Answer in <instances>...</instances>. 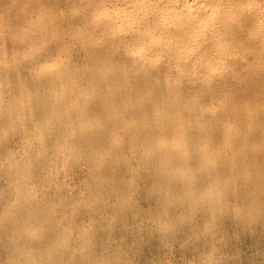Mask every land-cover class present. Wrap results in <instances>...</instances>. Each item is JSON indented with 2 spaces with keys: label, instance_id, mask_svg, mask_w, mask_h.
Listing matches in <instances>:
<instances>
[{
  "label": "bare ground",
  "instance_id": "1",
  "mask_svg": "<svg viewBox=\"0 0 264 264\" xmlns=\"http://www.w3.org/2000/svg\"><path fill=\"white\" fill-rule=\"evenodd\" d=\"M55 1V0H54ZM100 2H101V4L99 5V7L93 12V14H92V18L95 20H102V22L104 23V21L106 22L104 25H103V29H101V30H98V35L99 36H105V35H107V34H110V35H114V34H126L127 35V40H126V42L128 43V44H130V46L128 47H126L125 49H124V55H125V53H126V55H128V58L129 57H133V58H136V59H141L140 61H142V63H146V62H151V61H154V60H158V59H163L164 57H171L173 60H172V66H165V68H167L168 70L172 67V68H174L175 69V72H174V74H173V76H172V79L171 80H169L168 78H166L167 76H169L170 74H169V72L167 71L166 72V77L163 79L162 78V76L161 75H158V76H161V78H162V80L161 81H157V82H153L154 81V79L155 78H153V83L155 84V83H157V86L156 87H163V86H165V88H166V85L167 84H174V85H177V86H179L180 85V82H179V77H182V75L180 76V74H181V70H180V67H181V65H182V63L184 64V66L185 65H187L188 64V62H187V60H183L182 59V57L184 56V55H190L191 56V61L193 62V63H199L200 64V67H201V69L203 70V71H205V78H207L208 79V82H206V83H204V84H202V86L201 85H199L198 84V88H196L195 89V91H194V94L192 93V95L193 96H191L190 94H189V96H187L188 95V93H187V95L184 97L185 98V100H186V98H187V100H186V102L183 104V103H180V97L178 96V95H180V94H177L178 92H177V89H176V92H175V90H174V92H175V95H172L171 96V94H173V92L169 95V93L168 92H165V93H168V94H166L167 95V98H162L161 96H158V93H163V91H161V92H157V90L155 91L154 90V84H153V87H150V86H152V84L150 85V83H144L145 81H143V83L141 82V77L139 78L140 80H139V83H135V81H136V79L138 78V76H136L137 78H133L132 77V79H134V81L132 82V80H131V82H129V81H127L126 80V76H128L129 75V73H132L134 76H135V74L136 75H139L138 73H139V71L137 72H135V71H133V72H127L126 71V69L127 68H125V67H127L128 65V68L130 67V64H128L127 62H126V64H128L127 66L125 65V62H120V61H122L123 59L125 60V56H124V58L123 59H121L120 61H117V59H119V58H117V55L115 54V56H114V53H112V51L111 50H105L104 51V53L106 54V55H108V56H110L111 58L110 59H104V61L102 62H99V60H98V62L96 63V61H95V63L93 64V62H92V60H93V58H94V56H93V58H92V60H91V62H89L88 63V60L87 59H84L83 57V59L84 60H86L87 61V63L88 64H93V66L95 67V72L97 73V75L99 76H101L102 75V77L104 76V75H107V76H109L110 77V81H107L106 82V85H107V89H105V87H104V85H102L101 83H100V86L102 85V87H104V89H105V91H103L102 89H99L100 91H101V95H100V97H102V96H104V98H101V99H103V103H105L107 106H105V104H103V105H101L102 107H104V108H102L103 110H102V112H101V115H102V118H100V120L98 121V122H96L95 124H94V122L93 121H91L90 120V122L88 121V119H89V117H88V119H86V120H84L82 117H80V118H78V120H77V125H76V128L77 129H74V128H71V132H74V131H76L78 134L80 133V132H82V133H88V134H90L89 132H91L93 129V127L94 126H96L95 128H97L98 129V127H99V131L96 129L95 131H96V135L93 133V132H91V133H93V135H95V136H98L99 138H101V142H103V144H105L106 146L104 147L103 145V147H104V149H101V150H99L98 149V147L96 146V145H101V144H99L98 142H96V145H94L93 144V142H94V139H91V140H93V141H91V142H89L90 144L92 143L93 145H91L90 146V148H89V154L90 155H87L86 153L84 154L85 156L87 155V156H91V158H92V161H93V163H94V165L96 166L95 168H97L98 167V169H99V171L101 172V170L106 166V165H108L107 163H106V161L108 160V159H106V157H107V155H109V154H112V153H114V156H116L115 154H120V158H118L117 156H116V159H117V162H118V159L120 160V162L123 164V165H127V163H128V156H126V155H124V154H121L122 152H124V151H126V149H128L129 150V152H130V154H131V152H132V150L133 149H135L136 147H139V146H141V150H140V153H139V151H138V154H140V156H141V160H142V164H145V165H147V167L145 166V165H142V167L143 166H145L146 167V171H147V169H151V171H152V173H154L156 176H158L159 178H161L162 180L163 179H170L171 180V182L172 181H174V183L175 182H177L176 183V185L178 184V182L179 181H182V182H184V184L182 185L183 186V188L185 189V190H183L182 191V196L181 197H183V198H185V199H187V201H188V203H190V204H192V206L193 205H196V204H198L200 201H201V199H203V198H207V197H210V198H212V206H214V207H216V208H218L219 209V211L220 212H224L223 214H225V211L227 210V201L225 202V195H226V192H228V191H231V193H232V191H234V188H235V186H236V183H235V180L236 179H239V178H254V183H258L257 185L255 184V186L253 187V188H251V192L250 193H252L254 190L253 189H255V193L253 194V195H263L264 196V182H262V181H264L263 179H264V172L262 173V171L260 172V169H259V171H257L256 170V168L258 167L257 166V159L258 160H260V159H262L263 161H264V0H99ZM43 2V1H42ZM40 3V4H38L37 5V12H35L36 13V15H37V17H36V19H35V23H34V25H33V38H34V41H33V43L31 44V46H30V48H29V51L30 52H39L42 48H46L49 44H51V43H53V42H55V44H53L54 45V48L55 49H57L54 53H53V55H52V57L49 59V60H47L45 63H43V64H40L39 65V69H43L42 71H44V70H47V72H48V70H51V72H53L54 74H59V73H61L62 74V76H64V78H68L67 80V83L65 82V81H63L62 82V84H61V89H62V95L65 93V92H68L69 94L70 93H78L79 91H78V86H80V84H78L77 83V85H76V83L74 82V80L72 79V78H70V71L67 69V59L65 60L62 56H61V53H62V50H61V48L64 46V44H65V42H68V40H69V38L70 37H73V36H75L76 35V33H77V31L79 32V30H77V31H75V29H73V28H71L69 25H66L61 19L63 18V14L61 15V14H56L55 13V11H53V10H51L50 8H49V3L50 2H48L47 0H46V2H47V4L46 3ZM70 3V2H69ZM43 4H45V5H43ZM93 5V4H92ZM52 6V5H51ZM31 8V7H30ZM73 9V8H72ZM75 9V8H74ZM71 10V9H70ZM16 11V10H15ZM74 11V10H73ZM23 12V11H22ZM60 12V11H59ZM91 12V11H90ZM15 14V13H14ZM28 14V13H27ZM76 14V13H75ZM82 14H83V12H82ZM31 15V14H30ZM27 16H29V15H27ZM89 16V15H88ZM13 17V16H12ZM31 17V16H30ZM11 18V17H10ZM83 18V17H82ZM89 18H90V16H89ZM4 19V18H3ZM2 19V20H3ZM15 19V18H14ZM84 19V18H83ZM17 20V19H16ZM66 20V19H65ZM81 20V19H80ZM5 21V20H4ZM8 21V20H7ZM84 21H85V19H84ZM88 21V20H87ZM91 21V20H90ZM14 22H15V20H14ZM92 23H93V20L91 21ZM1 23V22H0ZM10 23H12V22H10ZM19 23V22H18ZM85 23V22H84ZM92 23H91V27H92ZM3 24H4V22H3ZM30 24V23H29ZM15 27V26H14ZM28 27V26H27ZM11 29V28H10ZM94 29V28H93ZM5 30V29H4ZM7 30H9V28H7ZM13 30V29H12ZM3 31V30H2ZM12 32V31H11ZM89 32V31H88ZM9 33V32H8ZM28 35V34H27ZM26 35V36H27ZM30 35V34H29ZM15 36V35H14ZM243 36H245V38H242ZM10 37V36H9ZM84 37V36H83ZM7 39V38H6ZM20 39V38H19ZM12 40V39H11ZM86 40V39H85ZM89 40V41H88ZM15 41V40H14ZM108 41V40H107ZM23 42V41H22ZM81 42V41H80ZM87 42L89 43L90 42V38L89 39H87ZM7 43V42H6ZM38 43H42L41 44V46H39V47H36L35 45H37ZM92 43H94V42H92ZM11 44V43H10ZM87 44V43H86ZM116 44V43H115ZM114 44V45H115ZM161 44H164L165 46L164 47H162V45ZM2 45V44H1ZM88 45V44H87ZM111 45V44H110ZM8 45L6 44V47H7ZM10 46V45H9ZM83 46V45H82ZM90 46V45H89ZM96 46V45H95ZM28 47H29V45H28ZM99 47V46H98ZM2 48V47H1ZM8 48V47H7ZM10 48V47H9ZM89 48H93V47H89ZM96 48H97V46H96ZM3 49H4V47H3ZM232 49H235V50H240L239 51V53L241 54V55H239V56H237V53H236V51H232ZM10 50V49H9ZM11 50H12V47H11ZM26 50V49H25ZM152 50V52L148 55V56H146L145 54H147L149 51H151ZM16 51V50H15ZM82 51V50H81ZM92 51V50H91ZM91 51H89V53L91 54ZM96 51V50H95ZM121 51V50H120ZM7 52H8V54L10 53L8 50H7ZM30 52H29V54H30ZM65 52V51H64ZM69 52V51H68ZM77 52V51H76ZM114 52H115V49H114ZM12 53V52H11ZM79 53V52H78ZM78 53H77V55H78ZM87 53V52H86ZM93 53V52H92ZM118 53V52H117ZM123 53V52H122ZM25 54V53H24ZM7 55V54H6ZM22 55V54H21ZM36 55H37V53H36ZM88 55V54H87ZM86 55V56H87ZM92 55H94V53L93 54H91V56ZM104 55V54H103ZM64 56V55H63ZM73 56V55H72ZM71 56V57H72ZM3 57H5V56H3ZM9 57V56H8ZM76 56H74L73 58H75ZM121 57V56H120ZM1 58V57H0ZM11 58H12V56H11ZM20 58H22L21 56H20ZM28 58V57H27ZM30 58V57H29ZM68 58V57H67ZM82 58H80V59H82ZM86 58H88V57H86ZM117 58V59H116ZM13 59V58H12ZM15 59V58H14ZM38 59V58H37ZM100 59V58H99ZM127 59V58H126ZM23 60V59H22ZM78 60H79V58H78ZM77 59H76V61H78ZM84 60H82V61H84ZM10 61V60H9ZM8 61V63H10ZM24 61V60H23ZM29 61V60H28ZM34 61H35V59H34ZM38 61V60H37ZM36 61V62H37ZM70 61V60H69ZM80 61V60H79ZM128 61V60H127ZM129 61H131L130 59H129ZM4 62H6L5 60H3L2 61V64H5ZM18 62V61H17ZM30 62V61H29ZM28 62V64H30V66H32L31 64L32 63H29ZM72 62V61H71ZM81 62V61H80ZM138 62H139V60H138ZM239 62V64H240V66L237 68V69H234L235 71H238L239 72V76H237V78H233V79H231V75H232V73H233V68H231V66H232V64H234V63H238ZM38 64V63H37ZM86 64V63H85ZM85 64H84V66H85ZM131 64H132V66H133V64H134V62L132 63V61H131ZM23 65H25V62H24V64ZM78 65H80L81 66V63L80 64H78ZM83 65V64H82ZM140 65V64H139ZM149 65V64H148ZM162 65V64H161ZM20 66V65H19ZM28 66V65H27ZM34 66V65H33ZM71 66V65H70ZM164 66V65H163ZM12 67V66H11ZM86 67V66H85ZM84 67V68H85ZM92 67V66H91ZM143 67V66H142ZM19 68V67H18ZM29 68V67H28ZM28 68H27V72H28ZM89 68V67H88ZM131 68V67H130ZM133 69H134V67H132ZM21 69V68H20ZM26 69V68H25ZM24 69V70H25ZM74 69V68H73ZM77 69H78V67H77ZM90 69V68H89ZM136 69H137V67H136ZM135 69V70H136ZM151 69V68H150ZM156 69V68H155ZM17 70V69H16ZM81 70V69H80ZM85 70V69H84ZM87 70V69H86ZM85 70V71H86ZM138 70H139V68H138ZM147 70H148V67H147ZM146 70V71H147ZM152 70V69H151ZM151 70H149V71H151ZM1 71V70H0ZM26 71V70H25ZM24 71V72H25ZM33 71H35V70H33ZM38 71V70H37ZM93 71V70H92ZM129 71V70H128ZM141 71V70H140ZM146 71H144V68H142V71L141 72H144V76H145V73H146ZM149 71H148V73H147V75H149L150 73H149ZM153 71H156L157 72V70H153ZM9 72V71H8ZM12 72V71H11ZM11 72H9V75H10V73ZM74 72V71H73ZM72 72V73H73ZM76 72V71H75ZM82 72V71H81ZM88 72V70L86 71V73ZM135 72V73H134ZM156 72H154L155 74H156ZM30 73V72H29ZM37 73V72H36ZM36 73H35V75H36ZM43 73V72H42ZM85 73V74H86ZM90 73V72H89ZM96 73L94 74V75H96ZM159 73H160V71H159ZM4 74H5V72H4ZM25 74V73H24ZM27 74V73H26ZM25 74V75H26ZM33 74H34V72H33ZM46 74V73H45ZM88 74V73H87ZM141 74V73H140ZM152 74V73H151ZM164 74V73H163ZM162 74V75H163ZM172 74V73H171ZM21 75H23V74H21ZM31 75H32V73H31ZM43 75H44V73H43ZM47 75V74H46ZM73 75V74H72ZM93 75V77L95 78V76ZM133 75H131L130 74V76H133ZM146 75V76H147ZM24 76V75H23ZM28 76V74L25 76V78H28L27 77ZM45 76V75H44ZM58 76V75H57ZM78 76V75H77ZM88 76H89V74H88ZM130 76H128L127 78H129ZM184 76V75H183ZM200 76V75H199ZM31 77V80H32V76H30ZM35 77V76H34ZM36 77H38V76H36ZM41 77H43V76H41ZM79 77V76H78ZM84 77H86V76H84ZM90 77H91V75H90ZM108 77V78H109ZM149 77V76H148ZM150 77H151V75H150ZM150 77L148 78V79H150ZM152 77H155V75H153L152 74ZM146 78V77H145ZM160 78V77H159ZM158 78V79H159ZM171 78V77H170ZM47 79H48V77H47ZM77 80H78V78H76ZM99 78H97V79H95V80H98ZM147 79V81H149ZM157 79V78H156ZM180 79H182V78H180ZM6 80V79H5ZM27 80H29V78L27 79ZM26 80V81H27ZM42 80V79H41ZM52 80V79H51ZM60 79H58V81H59ZM102 80V79H101ZM144 80V79H143ZM150 80H152V79H150ZM30 81V80H29ZM50 81V80H49ZM79 81H80V79H79ZM93 81V80H92ZM99 81H100V79H99ZM103 81H105V79L103 78ZM156 81V80H155ZM199 81V80H198ZM6 82V81H5ZM13 82V81H12ZM11 82V83H12ZM28 82V81H27ZM89 82V81H88ZM97 83H98V81H96ZM102 82V81H101ZM136 82H138V80L136 81ZM159 82V83H158ZM195 83H196V81H194ZM201 82V81H200ZM50 83V82H49ZM52 83H53V81H52ZM80 83H82V82H80ZM85 83V82H84ZM91 83V82H90ZM97 83H95L94 82V84H97ZM105 83V82H104ZM142 83V84H141ZM47 84V83H46ZM46 84H45V86H46ZM57 84H59V83H57ZM143 84H148L147 86L146 85H143ZM179 84V85H178ZM197 84V83H196ZM40 85H41V83H40ZM49 85V84H48ZM86 85V84H85ZM89 85V84H88ZM99 85V84H98ZM170 85V86H171ZM195 85V84H194ZM6 86V85H5ZM14 86V85H13ZM44 86V85H43ZM45 86H44V88H45ZM87 86V85H86ZM85 86V87H86ZM90 86V85H89ZM97 86V85H96ZM176 86V87H177ZM16 87V86H15ZM22 87H23V85H22ZM30 87H32V86H30ZM37 87V86H36ZM47 87V86H46ZM49 87H50V85H49ZM59 86H57V88H58ZM192 87H193V85H192ZM33 88H35V87H33ZM89 89L91 88V87H88ZM87 88V89H88ZM94 88V87H93ZM101 88V87H100ZM175 88V87H174ZM178 88V87H177ZM180 88V87H179ZM36 89V88H35ZM42 89V88H41ZM162 89H164V88H162ZM161 89V90H162ZM169 89H170V87H169ZM173 89V88H172ZM172 89H171V91H172ZM183 87L182 88H180L179 90H181L182 92H183ZM193 89V88H192ZM192 89H191V92H192ZM204 89H206L205 91H204ZM212 91V93H213V96H215L216 98H217V100H216V104L215 105H213V106H211L210 107V109L211 108H214L215 106H220V107H222L221 108V112H222V110L224 111V113H225V115H226V121L225 122H223L221 125H220V127H219V129H221V131L220 130H218V131H216V129H218L217 127H215L213 124H215L216 125V122L218 121V119H217V116H215V120H217V121H215V122H213L212 124L211 123H209V121H210V119L208 118V120L206 121V118H205V122H208V123H205L203 120H202V118L200 117L201 115H202V113H203V111L204 110H206L205 108H198V105H197V101H196V98L198 97V95H202V93L203 92H207V90H208V92L210 91V90ZM59 90V89H58ZM81 90V89H80ZM96 90V89H95ZM159 90H160V88H159ZM158 90V91H159ZM35 91V90H34ZM43 91V90H42ZM76 91V92H75ZM99 91V92H100ZM164 91H166V89L164 90ZM170 91V90H169ZM185 91V90H184ZM6 92V91H5ZM37 92V91H36ZM52 92V91H51ZM97 93H98V91H96ZM96 92H94V93H96ZM154 92H156V94L154 93ZM3 94H4V91L2 92ZM31 93H32V91H31ZM35 92H33L32 94H34ZM38 93V92H37ZM47 93V92H46ZM93 92H92V88H91V91H89L88 92V96L90 95H92V94H94ZM0 94H1V92H0ZM49 94V93H48ZM204 94V93H203ZM206 94H208V95H210L209 93H206ZM205 94V95H206ZM7 95V94H6ZM38 95H40V94H38ZM60 95V94H59ZM160 95V94H159ZM162 95V94H161ZM165 95V96H166ZM183 95V94H182ZM184 95H185V93H184ZM183 95V96H184ZM1 96V95H0ZM34 96V95H33ZM43 96H44V94H43ZM73 96V95H72ZM79 96V95H78ZM88 97L89 99L90 98H92V99H94V97H96V96H94V97ZM93 96V95H92ZM98 96V95H97ZM162 96H164V95H162ZM169 96V97H168ZM171 96V97H170ZM182 96V97H183ZM191 96V97H190ZM35 97V96H34ZM86 97V95H81L79 98H77L78 99V101H79V99L80 100H84V98ZM190 97V98H189ZM202 97V96H201ZM200 97V98H201ZM207 97V96H206ZM26 98V97H25ZM30 98V97H29ZM32 98V97H31ZM65 98V97H64ZM184 98H183V100H184ZM203 98V97H202ZM213 98V97H212ZM6 99V98H5ZM32 99H34V98H32ZM44 99V98H43ZM47 99V98H46ZM68 99V98H67ZM97 99H98V97H97ZM182 99V98H181ZM2 100V99H1ZM37 100V99H36ZM39 100H41V98L39 99ZM38 100V101H39ZM54 100V99H53ZM85 100H86V98H85ZM94 100H96V99H94ZM42 101V100H41ZM40 101V102H41ZM55 101V100H54ZM93 101V100H92ZM92 101H90V106H89V108L92 106L91 104H93L92 103ZM199 101V100H198ZM214 101V100H213ZM18 102V101H17ZM29 102V101H28ZM50 102V101H49ZM53 102V101H52ZM63 102V101H62ZM68 102V101H67ZM77 102V101H76ZM82 101H80V103H81ZM33 103H34V101H33ZM69 103V102H68ZM95 103V102H94ZM210 103V102H209ZM70 104V103H69ZM77 104V103H76ZM97 104H99V103H97ZM102 104V103H101ZM44 105H46V104H44ZM64 105V104H63ZM179 105H182L181 106V109H182V107H184L183 105H185V107L187 108H191L190 109V111L192 112V113H194L195 114V117H193V118H190L189 116L191 115V113H190V115H189V113H188V117L189 118H183L184 117V115L183 114H181V115H183V117L181 118L180 117V115H178L177 113H176V111H177V109H178V107H179ZM211 105V104H210ZM34 106H36V103L34 104ZM39 106V108H40V105L39 104H37V107ZM52 106V110L53 111H55L56 110V103H54L53 105H51ZM59 106V105H58ZM95 106V105H94ZM168 106H169V108H170V110L168 109ZM197 106V107H196ZM204 106V105H203ZM13 107H14V104H13ZM16 107H19L18 105L16 106ZM43 107H45V106H43ZM148 107V108H147ZM150 107V108H149ZM184 107V108H185ZM49 108V107H48ZM51 108V107H50ZM88 108V107H87ZM93 108V107H92ZM149 110H151L152 112V114H150V116H149V114L148 113H150V111H148L147 109ZM197 108V109H196ZM208 108H209V106H207V110H208ZM216 109H218L217 107H215ZM2 109V108H1ZM11 109V108H10ZM41 109V111H42V109L43 108H40ZM45 109V108H44ZM96 109V108H95ZM94 109V110H95ZM99 108H97V110H98ZM5 110H6V108H5ZM17 110V109H16ZM15 110V111H16ZM30 110V109H29ZM34 110H36V107H35V109ZM63 110H64V108H63ZM72 110H74V108L72 109ZM86 110V109H85ZM90 111H91V109H89ZM146 110H147V112H146ZM206 110V111H207ZM219 110V109H218ZM217 110V111H218ZM28 111V110H27ZM41 111H39V113H41ZM89 111V112H90ZM212 111V110H211ZM210 111V112H211ZM214 111V110H213ZM216 111V110H215ZM220 111V110H219ZM13 112H14V110H13ZM66 113L68 112V110H67V108H66V111H65ZM186 112H188L187 110H186ZM209 112V110H208V112H207V115H208V113H210ZM4 113V112H3ZM9 113V112H8ZM19 113V112H18ZM22 113V112H21ZM36 113V112H35ZM37 113H38V108H37ZM44 113V112H43ZM43 113H42V115H43ZM74 113V112H73ZM95 113V112H94ZM99 113H100V111H99ZM147 113V114H146ZM183 113H185L184 111H183ZM220 113V112H219ZM223 113V112H222ZM222 113L220 114V115H222ZM29 114V113H28ZM45 114V113H44ZM50 114V113H49ZM75 114V113H74ZM74 114H73V116H74ZM204 114V113H203ZM211 114H213V112L211 113ZM210 114V115H211ZM216 114H218V112L216 113ZM215 114V115H216ZM36 115H38V114H36ZM42 115H40L41 116V118H43L42 117ZM52 115V114H51ZM54 115V114H53ZM88 115V114H87ZM97 115H98V113H97ZM148 115V116H147ZM205 115V114H204ZM7 116V115H6ZM5 116V117H6ZM15 117H16V115H14ZM48 116V115H47ZM84 116V115H83ZM91 116V115H90ZM186 117H187V114L185 115ZM0 117H1V114H0ZM4 117V118H5ZM20 117V116H19ZM75 117V116H74ZM92 117V116H91ZM207 117H209V116H207ZM213 117H214V115H213ZM7 118V117H6ZM11 118V117H10ZM17 118V117H16ZM16 118H14V119H16ZM38 118H39V116H38ZM41 118H40V121L41 122H43L44 120H46V118L45 119H42L41 120ZM52 118H56V117H52ZM95 118H96V116H95ZM1 119V118H0ZM20 119V118H19ZM22 119V118H21ZM92 119V118H91ZM204 119V118H203ZM224 119V118H223ZM8 120V119H7ZM13 120V119H12ZM17 121H19L18 119H16ZM16 120H14L15 121V123H16ZM31 120V119H30ZM49 122H51L50 120V117H49ZM53 120V119H52ZM71 120V119H70ZM97 120V119H96ZM5 121V120H4ZM4 121H2L3 123H4ZM39 121V120H38ZM59 121V120H58ZM212 121H214V120H212ZM26 122H28V121H26ZM48 122V121H47ZM46 122V123H47ZM48 122V123H49ZM53 122V121H52ZM60 122V121H59ZM91 122H93V123H91ZM107 122V123H106ZM222 122V121H221ZM2 123V124H3ZM18 123V122H17ZM23 123V122H22ZM39 123V122H38ZM45 123V122H44ZM219 123V122H218ZM5 125H6V123H4ZM3 124V125H4ZM29 124V123H28ZM220 124V123H219ZM218 124V125H219ZM19 125H21L20 123H19ZM45 125H47V124H44L43 125V123H42V126L41 127H43L42 129L44 130V127H45ZM55 125H56V123H55ZM59 125V124H58ZM37 126H38V124H37ZM49 126V125H48ZM64 126H66V125H64ZM75 126V125H74ZM19 127V126H18ZM25 127H27V126H25ZM29 127V126H28ZM31 127V126H30ZM29 127V129H30V131H32L31 130V128ZM52 127H54V126H52ZM73 127V126H72ZM8 128V127H7ZM37 128V127H36ZM48 128V127H47ZM47 128H46V130H47ZM50 128V127H49ZM59 128V127H58ZM65 129V127H61L60 129ZM0 129H2V128H0ZM21 129H23L22 127H21ZM26 129V128H25ZM33 129V128H32ZM56 129V128H55ZM20 130V129H19ZM66 130H68V129H66ZM216 131V133L218 132L219 134H220V136H221V138H220V136H219V134H216L215 133V131ZM10 131H11V129H10ZM13 131V130H12ZM16 131V130H15ZM17 131H18V129H17ZM29 131V133H31ZM37 131H38V129H37ZM49 130H47V132H48ZM52 131V130H51ZM58 131H59V129H58ZM62 131H65V130H62ZM214 131V132H213ZM22 132H24V131H22ZM34 131H32V133H33ZM43 132H46L45 130L43 131ZM46 132V133H47ZM57 132V131H56ZM66 132V131H65ZM213 132V134H214V137H210V136H208V137H205V138H203V139H201V138H198L201 134H211ZM13 133V132H12ZM19 133H20V131H19ZM31 133V134H32ZM37 133H40L39 131L37 132ZM49 133V132H48ZM47 133V134H48ZM59 133V132H58ZM60 133H61V130H60ZM251 133H254L253 135H254V137L253 138H256L255 139V141L253 142V146H251V149L254 151L255 149H254V147H256V150H257V148H258V150H257V152H255L256 153V156H255V154L253 155V151H252V153L251 154H245V152H246V148H245V152L241 149V147H245V144H243L242 142H244V140H246V138H248V134H251ZM1 134H3V132H1ZM34 134L35 133H33V136H34ZM62 134V133H61ZM60 134V135H61ZM64 134V133H63ZM62 134V136L59 138V139H57V142H56V154H57V157H58V159H57V161H55L54 162V165H53V169H57V168H64V167H66V166H68L69 167V163H71V162H69V161H73V159L74 158H72L71 157V159L72 160H70V158H69V155L72 153V152H74V150H72V148H70L69 146H64L63 144L66 142V140H65V135H63ZM66 134V133H65ZM215 134H216V138L217 139H215ZM244 134V135H243ZM14 135V134H13ZM40 135V134H39ZM38 135V136H39ZM46 135V134H45ZM44 135V136H45ZM51 135H52V133H51ZM70 135V134H69ZM74 135H76V134H74ZM80 136H81V134H79ZM92 135V134H91ZM93 135H92V138H94L93 137ZM239 135H242V137L243 136H247L245 139L244 138H242L243 139V141L241 142L240 141V137L241 136H239ZM1 136V135H0ZM4 136V135H3ZM15 137H17V134H15L14 135ZM14 136H12V137H14ZM48 136V135H47ZM59 136V135H58ZM78 136V135H77ZM237 136H239V138H237ZM251 136V135H250ZM4 137H6V136H4ZM29 137V136H28ZM36 137H37V135H36ZM35 137V138H36ZM40 137V136H39ZM54 137V136H53ZM70 137V136H69ZM72 137V136H71ZM75 137V136H74ZM83 137V136H82ZM81 137V140H83V138ZM218 137L220 138V139H218ZM8 138V137H7ZM9 138H11L10 136H9ZM8 138V139H9ZM34 138V137H33ZM41 138H43V137H41ZM45 138H47L46 136H45ZM87 138V137H86ZM97 138V137H96ZM236 138L237 139H239V142H241L238 146H236L237 145V142H236ZM6 139V138H5ZM13 139V138H12ZM31 139V138H30ZM69 139H71V138H69ZM72 139H73V137H72ZM79 139V138H78ZM88 139V138H87ZM15 140V139H14ZM36 140V139H35ZM42 140V139H41ZM46 140V139H45ZM75 141H74V143L76 142V140H77V138L76 139H74ZM84 140H85V138H84ZM100 140V139H99ZM215 140H216V142H215ZM13 141V140H12ZM37 141V140H36ZM35 141V142H36ZM39 141H40V138H39ZM69 141V140H68ZM71 141V140H70ZM89 141V140H88ZM87 141V142H88ZM1 142V141H0ZM21 142V141H20ZM23 142H24V139H23ZM51 142V141H50ZM73 142V141H72ZM83 142V141H82ZM250 142H251V140H250ZM250 142H249V144H250ZM17 143V142H16ZM29 143V142H28ZM44 143H45V141H44ZM79 143H81V142H79ZM125 143H127V146H125ZM1 144V143H0ZM21 144V143H20ZM40 144V143H39ZM70 144H71V142H70ZM77 143H75V145H76ZM81 144H83V147H84V145H86V144H84V143H81ZM249 144H248V149L250 150V146H249ZM15 145V144H14ZM23 145V144H22ZM32 145H33V143H32ZM41 145V144H40ZM47 145V144H46ZM53 145H55V143L54 144H52V146ZM31 146V145H30ZM30 146H29V149H30ZM34 146H35V144H34ZM38 146V145H37ZM45 145L43 144V147H44ZM78 146V145H77ZM77 146H76V148H77ZM79 147V146H78ZM102 147V148H103ZM243 147V148H244ZM21 148V147H20ZM35 148V147H34ZM49 148V147H48ZM76 148H74V149H76ZM80 148H82V147H80ZM85 148V147H84ZM32 149H33V147H32ZM236 150V149H238V151L236 152V151H234V152H236V153H232L231 152V150ZM247 149V150H248ZM35 150V149H34ZM49 150V149H48ZM54 150V149H53ZM79 150V149H78ZM83 150V149H82ZM84 150H87V149H84ZM83 150V151H84ZM248 150V151H249ZM21 151V150H20ZM23 151V150H22ZM81 151V150H80ZM88 151V150H87ZM87 151H84V152H87ZM135 151V150H134ZM136 151H137V149H136ZM136 151H135V153H136ZM242 151H243V153H242ZM247 151V153H249ZM251 151V150H250ZM8 152H9V150H8ZM33 152V151H32ZM34 152H36V151H34ZM38 153V152H37ZM41 150H40V157L42 158L44 155H47V154H44L45 152L43 151V153L42 154H44L43 156L41 155ZM50 153V152H49ZM76 153V152H75ZM259 154V157H258V154ZM1 154V153H0ZM4 154V153H3ZM55 154V155H56ZM79 154H81V153H79ZM137 154V153H136ZM193 154H195L196 155V157H199L198 158V160H199V162H197V163H199L200 164V169H196V171L194 170V171H191V170H187V168L189 167V165H192V164H189L190 162H192V161H190V160H194V159H197V158H195V155H194V158H193V156H192V158H190V156L191 155H193ZM27 155V154H26ZM50 155H52V154H50ZM73 155V154H72ZM244 155H248L246 158L245 157H243ZM252 155L254 156V157H252ZM30 156V155H29ZM80 156H83V153H82V155H79V157ZM113 156V155H112ZM139 156V157H140ZM249 156H251L250 157V159L251 160H247L248 159V157ZM3 157V156H2ZM34 157V156H33ZM48 157V156H47ZM54 157V156H53ZM76 157H78V156H76ZM111 157V156H110ZM132 157V156H131ZM131 157H130V159L129 160H131ZM4 158H6V157H4ZM35 158V157H34ZM38 158H39V156H38ZM40 158V159H41ZM82 158H84V157H82ZM81 158V159H82ZM109 158V157H108ZM113 157H111V158H109V159H111V162H113V159H112ZM254 158L256 159L255 161L256 162H254ZM10 159V158H9ZM9 159H8V163H9ZM26 159H28V157L26 158ZM33 159V158H32ZM36 159H37V156H36ZM44 159V158H43ZM80 159V158H79ZM80 159V160H81ZM85 159V158H84ZM5 160V159H4ZM17 160V159H16ZM29 160V159H28ZM80 160H78L79 162H81ZM137 160H138V158H137ZM136 160V161H137ZM140 159H139V161H141ZM252 160H253V162H252ZM262 160H261V162H262ZM26 161V160H25ZM36 161V160H35ZM39 161V160H38ZM88 160H86V162H87ZM110 161V160H109ZM251 161V162H250ZM7 162V159L5 160V163ZM28 162V161H27ZM34 162V161H33ZM45 161H42V165H43V163H44ZM53 162V161H52ZM76 162V161H75ZM74 162V163H75ZM85 162V161H84ZM85 162V163H86ZM120 162H118V163H116L117 164V166H118V164H121ZM131 162H132V160H131ZM196 161H194V163H195ZM259 162L260 161H258V164H259ZM260 162V163H261ZM12 163H13V161H12ZM12 163H10V164H12ZM23 163V162H22ZM28 163H30V162H28ZM39 163V162H38ZM74 163H73V165H74ZM90 163V162H89ZM134 163V162H133ZM139 163V162H138ZM256 163V164H255ZM15 164V163H14ZM17 164V163H16ZM25 164V163H24ZM34 164H35V162H34ZM50 164V163H49ZM52 164V163H51ZM69 164V165H68ZM80 164V163H79ZM88 164V163H87ZM91 164V163H90ZM109 164H110V166H111V163L109 162ZM114 164H115V162H114ZM115 164V165H116ZM132 164V163H131ZM255 164V165H254ZM27 165V164H26ZM31 165H33V164H31L30 163V166ZM37 165V164H36ZM35 165V166H36ZM122 165V166H123ZM137 165V164H136ZM136 165H134V166H136ZM262 165L264 166V164H260L259 166H261L262 167ZM4 166V165H3ZM13 166V165H12ZM24 166V165H23ZM29 166V164H28V168L30 167ZM40 166H41V164H40ZM72 166V165H71ZM70 166V167H71ZM82 166V165H81ZM109 166V165H108ZM109 166V167H110ZM116 166V167H117ZM128 166V165H127ZM130 166V165H129ZM221 166V167H220ZM256 166V167H255ZM9 167H10V165H9ZM33 167V169L35 170V167L34 166H32ZM37 167H39V164H38V166H36V170H37ZM67 167V168H68ZM69 167V168H70ZM78 167V166H77ZM86 169H88L86 166H84ZM120 168H121V165L119 166ZM118 167V168H119ZM130 167H133V165L132 166H130ZM149 167V168H148ZM203 169H202V168ZM222 167H223V169H222ZM261 167H258V168H261ZM18 168V167H17ZM74 168V167H73ZM80 168V167H79ZM91 168V167H90ZM94 168V166H92V168L91 169H93ZM102 168V169H101ZM111 168V167H110ZM110 168H109V170H110ZM125 168V167H124ZM134 168H137L138 169V167H133V171H134ZM140 168H141V166H140ZM144 168V167H143ZM194 168H196V166H194ZM220 168H221V170L222 171H224V172H222L221 170H220ZM263 169H264V167H262ZM1 169V168H0ZM16 169V168H15ZM25 169H27V168H25ZM24 169V170H25ZM71 169V168H70ZM76 169V168H75ZM81 169V168H80ZM80 169H78L79 171H80ZM101 169V170H100ZM105 169H106V167H105ZM105 169H103V170H105ZM122 169V168H121ZM126 169H127V167H126ZM125 169V170H126ZM129 169H131V168H129ZM23 170V169H22ZM22 170H20V172L18 173L19 175H20V173H21V171ZM28 170V172H30V173H32L29 169H27ZM26 170V171H27ZM40 170V167H39V169L37 170V171H39ZM44 170V169H43ZM42 169H41V171H43ZM108 170V169H107ZM106 170V171H107ZM108 170V171H109ZM112 170V169H111ZM141 171L143 170V169H140ZM140 170H137V171H139V172H141ZM257 171L259 174L260 173H262L261 175H259V174H257V176H256V178H255V175H254V171ZM7 171V170H6ZM18 171V170H17ZM54 171V170H53ZM69 171H71V170H69ZM79 171H78V173H79ZM93 171V170H92ZM94 171H96V170H94ZM112 171H114V170H112ZM117 171V170H116ZM116 171L115 172H113V175H117V173H116ZM118 171H119V169H118ZM136 171V170H135ZM134 171V172H135ZM136 171V172H137ZM146 171H144V172H142L141 173V175L143 174V173H145L146 174ZM226 171V172H225ZM255 171V172H256ZM2 172V171H1ZM44 172V171H43ZM42 172V173H43ZM49 172V171H48ZM62 172H64V170H62ZM66 172V171H65ZM76 172V171H75ZM88 172V171H87ZM99 172V173H100ZM110 172V171H109ZM119 172H122L121 170L119 171ZM130 172H132V170H130ZM150 172V170H148V173ZM228 172V173H227ZM25 173V172H24ZM41 173V172H40ZM41 173V176H43L44 174H42ZM71 173H74V170H73V172H71ZM77 173V174H78ZM92 172L90 171V174H91ZM125 173V172H124ZM127 173H128V170H127ZM127 173H125V174H127ZM151 173V172H150ZM152 173L150 174V175H152ZM7 174V173H6ZM16 174V173H15ZM23 174V173H22ZM25 174H27V173H25ZM62 174V173H61ZM61 174H59V175H61ZM76 174V175H77ZM98 174V173H97ZM96 174V175H97ZM106 174H109V173H106ZM139 174V173H138ZM138 174L136 173V176H138ZM1 175H3V174H1ZM14 175V174H13ZM29 175V174H28ZM31 175V174H30ZM29 175V176H30ZM51 175H52V173H51ZM50 175V176H51ZM55 175V174H54ZM80 175V177L82 178V176H81V174H79ZM83 175V174H82ZM88 175V174H87ZM87 175H86V177H87ZM92 175H94V174H92ZM95 175V176H96ZM100 175H102L101 173H100ZM100 175L99 176H97V177H99V178H101L102 176V178L101 179H99L100 181L99 182H104L105 181V178H104V176L105 175H102L101 177H100ZM110 175H112L111 173H110ZM109 175V176H110ZM115 175V177H116V179L118 178V179H121L120 178V176L121 175H123L122 173L120 174H118V175H120V176H116ZM128 175H132V174H128ZM146 175H148V174H146ZM145 175V176H146ZM154 175V176H155ZM12 176V175H11ZM10 176V178H12ZM34 176V175H33ZM36 176V175H35ZM65 176H67V175H65ZM71 176V175H70ZM73 176V175H72ZM89 176V175H88ZM107 176V175H106ZM105 176V177H106ZM123 176H125V175H123ZM143 176H144V174H143ZM145 176H144V179H145ZM155 176V177H156ZM201 176H203V178H204V181L202 180V177ZM205 176V177H204ZM19 177V176H18ZM20 177H22V175L20 176ZM26 177V176H25ZM25 177H23V178H25ZM31 177H32V175H31ZM37 177H38V175H37ZM46 177V176H45ZM63 177V176H62ZM85 177V176H84ZM90 177V176H89ZM112 177V176H111ZM114 177V178H115ZM128 177V176H127ZM135 176H134V173H133V177H131V178H134ZM139 177V176H138ZM199 177H201L199 180H201L202 182V184L204 183V185H202L201 186V188H199V186L201 185H199V180H198V178ZM0 178H1V176H0ZM8 178V177H7ZM15 178V177H14ZM28 178V177H27ZM39 178V180H37L36 179V177H35V179L37 180V181H40V178L41 177H38ZM47 178V177H46ZM56 178V177H55ZM60 178V177H59ZM59 178H58V180H59ZM65 179H67L68 177H64ZM64 178H62L61 180L62 181H64ZM78 178V177H77ZM88 178V177H87ZM113 178V179H114ZM129 178V177H128ZM127 178V179H128ZM137 178V177H136ZM135 178V179H136ZM142 178V177H141ZM140 178V179H141ZM148 178V177H147ZM150 178V177H149ZM157 178V177H156ZM34 179V180H35ZM92 179V178H91ZM97 179V180H98ZM115 179V180H116ZM124 179H126V177L124 178ZM139 179V178H138ZM144 179H142V180H144ZM251 179H250V181H251ZM4 180V179H3ZM6 180V179H5ZM12 180V179H11ZM27 180V179H26ZM42 180V179H41ZM76 180V179H75ZM80 180V179H79ZM83 180V179H82ZM90 180V179H89ZM95 180H96V178H95ZM110 180H111V178H110ZM129 181H131L130 179H128ZM128 180H127V182H128ZM132 180H134V179H132ZM152 180H153V175H152ZM154 180H156L155 178H154ZM245 179H243V181H244ZM9 181V180H8ZM19 181L21 182V180H20V178H19ZM36 181V182H37ZM66 181V180H65ZM71 181V180H70ZM72 181H74V180H72ZM78 181V180H77ZM84 181V180H83ZM112 181V180H111ZM117 181V183H118V180H116ZM122 181V180H121ZM120 181V182H121ZM125 181V180H124ZM145 181V180H144ZM148 181V180H147ZM159 181V180H158ZM236 181H238V180H236ZM239 181H241V180H239ZM238 181V182H239ZM242 181V183L244 184V182ZM246 181V180H245ZM253 181V180H252ZM4 182V181H3ZM11 182V181H10ZM23 182H25V180L23 179ZM28 182V181H27ZM46 182V181H45ZM54 182V181H53ZM61 182V181H60ZM82 182V181H81ZM80 182V183H81ZM92 182L93 181H90V183H88V185L89 184H92ZM96 182V181H95ZM106 182H109V179H108V181H107V177H106ZM113 182V181H112ZM111 182V183H112ZM120 182H119V184H120ZM133 182H135V181H132V183ZM136 182H137V179H136ZM142 182V181H141ZM140 182V183H141ZM151 182H153V181H151ZM237 182V183H238ZM262 182V183H261ZM9 183V182H8ZM12 183V182H11ZM26 183V182H25ZM25 183H23L24 185H25ZM31 183H33V182H31ZM30 183V184H31ZM35 183V182H34ZM58 183H59V181H58ZM63 183V182H62ZM61 183V184H62ZM65 183V182H64ZM87 183V182H86ZM86 183H85V185H86ZM97 183V182H96ZM95 183V184H96ZM105 183V182H104ZM116 183V182H115ZM124 183V182H123ZM121 184V186H123L124 184ZM130 183V182H129ZM131 183V189H132V185H133V187H135L134 186V184L135 183H133L132 184ZM143 183H145V186H147V184H146V182H143ZM155 183H156V181H155ZM154 183V184H155ZM163 183V181L161 182V184ZM165 183H166V181H165ZM169 183V182H168ZM167 183V184H168ZM253 182H251V184H252ZM254 183H253V185H254ZM1 184H2V182H1ZM15 184H17L16 183V180H15ZM51 184V183H50ZM53 184V183H52ZM66 184H67V182H66ZM65 184V185H66ZM78 184H79V181H78ZM84 184V183H83ZM82 184V185H83ZM101 184V183H100ZM99 184V185H100ZM108 184V183H107ZM118 184V185H119ZM126 184V183H125ZM137 184H138V182H137ZM137 184H135V185H137ZM160 184V183H159ZM171 184V183H170ZM168 184V186H170L171 187V185H173V184ZM197 184L199 185L198 187H197ZM243 184H238L239 186L240 185H242V187L244 186ZM8 185H10V184H8ZM13 185V184H12ZM11 185V186H12ZM20 185H21V183H20ZM28 185V184H27ZM47 185V184H46ZM94 185V184H93ZM92 185V186H93ZM111 185H113V184H111ZM117 185V184H116ZM116 185H114V186H116ZM142 185V184H141ZM151 185V184H150ZM150 185H149V188H151L150 187ZM156 185H158V184H156ZM237 185V186H238ZM253 185H251V186H253ZM7 186V185H6ZM5 186V187H6ZM26 186V185H25ZM29 186V185H28ZM31 186H33V184H31ZM41 186V185H40ZM53 186V185H52ZM51 186V187H52ZM59 186H61L60 184H59ZM76 186V185H75ZM89 186H91V185H89ZM88 186V187H89ZM97 185H95V187H96ZM103 186V185H102ZM106 186V185H105ZM114 186H113V188H114ZM137 186H140L139 184L137 185ZM137 186H136V188H137ZM161 186H163V185H161ZM161 186L157 189V192L155 193V192H153V193H155V194H158V197H163V198H165L166 199V197H167V192H165L163 189H161ZM165 186V185H164ZM186 186V187H185ZM250 186V187H251ZM1 187L3 188V184L1 185ZM0 187V188H1ZM13 187V186H12ZM22 187H24V186H22ZM53 187H56L55 186V182H54V186ZM53 187H52V189H53ZM81 187H84V186H81ZM87 187V186H86ZM101 187V186H100ZM99 187V188H100ZM108 187V186H107ZM111 187V186H110ZM109 187V188H110ZM124 187H129L128 185L127 186H124ZM123 187V188H124ZM142 187H144V184H143V186ZM142 187L140 188V189H142ZM153 187H156L155 185L153 186V184H152V188ZM166 187V186H165ZM247 187V186H246ZM7 188V187H6ZM16 188V187H15ZM15 188H14V192H13V194H15V192H16V190H15ZM30 188V187H29ZM33 188H35L34 186H33ZM50 188V187H49ZM59 187H57L56 189H58ZM61 188V187H60ZM67 188H68V186H67ZM66 188V189H67ZM70 188H71V186H70ZM77 188V187H76ZM76 188H74V189H76ZM80 188V187H79ZM85 188V187H84ZM91 188H94V187H91ZM98 188V187H97ZM98 188V189H99ZM102 188V187H101ZM117 188H119V187H117ZM135 188V189H136ZM164 188V187H163ZM174 188V187H173ZM180 188H182V187H180ZM198 188V189H197ZM9 189H11V188H9ZM31 189V188H30ZM39 189V188H38ZM42 189H43V187H42ZM44 189H46V187L44 188ZM87 189V188H86ZM86 189L84 190V192H86ZM89 189V188H88ZM95 189V188H94ZM103 189V188H102ZM134 189V188H133ZM133 189H132V192H135V193H137L138 194V191L136 192V190L135 191H133ZM138 189V188H137ZM140 189H139V191H140ZM146 189L148 190V188L146 187ZM145 189V190H146ZM176 189H177V187H176ZM199 189H201L200 191H199ZM239 189V188H238ZM0 190H2V189H0ZM11 190H13V189H11ZM24 191H26L25 190V187H24V189H23ZM51 190V189H50ZM62 190V189H61ZM63 190H65V189H63ZM63 190H62V192H63ZM80 190V189H79ZM78 190V191H79ZM91 190V189H90ZM93 190V189H92ZM99 190H101V189H99ZM103 190H105V189H103ZM113 190V189H112ZM117 190V189H116ZM121 190V189H120ZM125 188L122 190L123 192H126V193H128V189L127 190H125ZM152 190V189H151ZM172 190V189H171ZM173 190H175V189H173ZM179 190V189H178ZM240 190V189H239ZM250 190V189H249ZM253 190V191H252ZM4 191V190H3ZM47 191H48V189H47ZM52 191V190H51ZM72 191H75V190H72ZM71 191V192H72ZM97 191V190H96ZM105 191H107V190H105ZM119 191V190H118ZM144 191V190H143ZM143 191H140L141 193L143 192ZM241 191H243V190H241ZM2 192V191H1ZM0 192V193H1ZM18 192H19V190H18ZM31 192V191H30ZM46 192V191H45ZM49 192V191H48ZM48 192H46V193H48ZM55 192H56V190H55ZM59 193L61 192L60 190L58 191ZM65 192V191H64ZM69 192V191H68ZM67 192V193H68ZM90 192V191H89ZM94 192V191H93ZM104 193V191H101V193ZM108 192V191H107ZM122 192V193H123ZM132 192H129V193H132ZM140 192H139V194H140ZM146 192H148V191H146ZM146 192H143V196L145 195V198H147L146 196V194H148V193H146ZM171 192V191H170ZM170 192H168V193H170ZM173 192V191H172ZM172 192H171V194H172ZM175 192V191H174ZM178 192V191H177ZM180 192V191H179ZM178 192V193H179ZM240 192V191H239ZM239 192H237V193H239ZM4 193V192H3ZM6 193V192H5ZM22 193V192H21ZM49 193H53V192H49ZM70 193V192H69ZM77 193H82L81 192V190H80V192H77ZM87 193V192H86ZM85 193V194H86ZM91 193V192H90ZM94 193H96V192H94ZM98 193V192H97ZM100 193V194H101ZM116 193H118L117 191H116ZM122 193H120V194H122ZM126 193H123V196L121 197V198H119V200H121L124 196H125V194ZM146 193V194H145ZM150 193H151V191L149 192V195H150ZM9 194V193H8ZM11 194V193H10ZM17 194V193H16ZM43 194V193H42ZM73 194V193H72ZM85 194L83 193V194H81V195H84V196H82V197H87V196H89L88 194H86V196H85ZM92 194V193H91ZM90 194V195H91ZM100 194H99V196H100ZM106 194V193H105ZM120 194H118V195H120ZM139 194L137 195L138 197H139ZM180 194V193H179ZM240 195L242 194V193H239ZM243 194H246V193H244V191H243ZM252 194H250L251 196H253ZM6 195H7V193H6ZM49 195V194H48ZM47 195V197L46 198H55L56 196H55V194H54V196L52 197V195L51 196H48ZM69 195H71V194H69ZM73 195H75V194H73ZM76 195H78V194H76ZM75 195V197H77ZM98 195V194H97ZM102 195V194H101ZM131 195H133V193L131 194ZM130 195V196H131ZM160 195V196H159ZM173 195V194H172ZM178 195V194H177ZM181 195V194H180ZM247 195V194H246ZM1 196V195H0ZM9 196V195H8ZM11 196V195H10ZM14 196V195H13ZM17 196V195H16ZM64 196V195H63ZM92 196V195H91ZM94 196V195H93ZM105 196V195H104ZM104 196H102V199H103V197ZM113 196V195H112ZM129 196V195H128ZM130 196H129V199H130ZM135 196H136V194L134 195V198H135ZM140 196H141V194H140ZM150 196H152V194L150 195ZM155 196V195H154ZM174 196H175V193H174ZM239 196V195H238ZM242 196H244L245 197V195H242ZM242 196H240V197H242ZM3 196H1V198H2ZM69 197V196H68ZM71 197V196H70ZM78 197H80V196H78ZM78 197H77V200H78ZM96 197V196H95ZM94 197V198H95ZM110 197H111V195H110ZM118 197V196H117ZM127 197V195L124 197V198H126ZM132 197V196H131ZM180 197V198H181ZM6 198V197H5ZM4 198V199H5ZM9 198V197H8ZM16 198V197H15ZM39 198V197H38ZM45 198V199H46ZM57 198H58V196H57ZM97 198V197H96ZM107 198H108V196H107ZM142 198V197H141ZM144 198V199H145ZM233 199H234V197H232ZM239 198V197H238ZM253 198V197H252ZM251 198V199H252ZM256 198V197H255ZM4 199H2V200H4ZM25 199V198H24ZM23 199V200H24ZM29 198H27V200H28ZM32 199V198H31ZM34 199L36 200V198H35V196H34ZM87 199H89L88 197H87ZM98 199V198H97ZM96 199V200H97ZM126 199H128V198H126ZM138 199H140V198H138ZM137 199V197H136V199H134V200H138ZM154 200H156L155 198H153ZM169 201H172V200H170L169 199V197L167 198ZM242 199H245V198H243L242 197ZM250 199V198H249ZM6 200V199H5ZM17 201V199H12V204H13V206H12V209L11 210H13V211H15V209L17 210V208H16V201ZM47 200V199H46ZM65 199H63L62 201H64ZM66 200H70L69 198L67 199L66 198ZM80 200V199H79ZM79 200H78V202H79ZM95 200V201H96ZM104 201H105V199H103ZM109 200V199H108ZM112 200H113V198H112ZM119 200H117L116 202H118ZM123 200V199H122ZM147 200H148V198H147ZM146 200V201H147ZM160 200V199H159ZM162 200V199H161ZM168 200H167V202H168ZM240 201H241V199H239ZM253 200V199H252ZM6 201H8V199L6 200ZM6 201H3V202H6ZM48 201V200H47ZM50 201H54V199L53 200H50ZM58 201V200H57ZM74 202L72 203V205L73 204H75V202H76V200L74 199L73 200ZM86 201V200H85ZM88 201V200H87ZM87 201H86V203H87ZM109 201H111V200H109ZM108 201V202H109ZM131 201V200H130ZM149 201V203L151 202L150 201V199L148 200ZM153 201V200H152ZM166 201V200H165ZM204 201H205V199H204ZM203 200L201 201V202H204ZM243 201V200H242ZM245 201V200H244ZM243 201V202H244ZM251 201V200H250ZM259 201H260V199H259ZM258 200H257V202H259ZM2 201H1V204L3 203ZM10 202V201H9ZM8 202V203H9ZM27 202V201H26ZM30 202V201H29ZM49 202V201H48ZM70 202V201H69ZM78 202H76V204H78ZM89 202H90V200H89ZM97 202H99V201H97ZM103 202V201H102ZM107 202V201H106ZM113 202V201H112ZM115 202V203H116ZM122 202V201H121ZM126 202H129L128 200L126 201ZM126 202L124 201V204L126 205ZM132 202V201H131ZM134 203H135V201H133ZM159 202V201H158ZM161 203H162V201H160ZM251 202H253V201H251ZM11 203V202H10ZM39 203H40V201H39ZM67 203V202H66ZM83 203L85 204L84 206H86L87 207V205L88 204H86L84 201L82 202V205H83ZM94 203H96V202H93V204ZM110 203V202H109ZM114 203V202H113ZM112 203V204H113ZM114 203V204H115ZM137 203V202H136ZM135 203V204H136ZM139 203H140V200H139ZM143 203V202H142ZM147 203V202H146ZM148 203V204H149ZM184 203V202H183ZM185 203H186V201H185ZM207 203V202H206ZM231 203H232V201H231ZM230 203V204H231ZM4 204V203H3ZM20 204V203H19ZM31 204H34V203H31ZM47 204H49V203H46V205ZM53 204V203H52ZM61 204H62V207H64L65 205H64V203L62 202V203H59V205L61 206ZM75 204V205H76ZM103 204H107L108 205V203H103ZM102 204V205H103ZM118 204H119V202H118ZM129 204H130V202H129ZM138 204V203H137ZM136 204V205H137ZM151 204V203H150ZM149 204V205H150ZM168 205H169V202L167 203ZM173 204V203H172ZM204 204V203H203ZM241 204V203H240ZM7 204L5 203L3 206H5V207H7L6 206ZM10 205V204H9ZM21 205H23V204H21ZM26 205V204H25ZM27 205H28V203H27ZM36 205H37V203H36ZM44 205H45V203H44ZM43 205V206H44ZM51 205V204H50ZM64 205V206H63ZM79 205H80V203H79ZM79 205H77V206H79ZM81 205V206H82ZM98 205V204H97ZM100 205V204H99ZM102 205H101V208H102ZM107 205H104V207L105 206H107ZM127 205H128V203H127ZM126 205V206H127ZM131 205V204H130ZM133 205V208H134V204H132ZM132 205H131V207H132ZM143 205V204H142ZM153 205V204H152ZM181 204H179V206H180ZM188 206H189V204H187ZM202 205V204H201ZM206 205V204H205ZM205 205H204V207H205ZM209 205V204H208ZM232 205V204H231ZM252 204H250V206H251ZM254 205V204H253ZM256 205V204H255ZM2 206V207H3ZM20 206V205H19ZM29 206V205H28ZM27 206V207H28ZM32 206V205H31ZM34 206V205H33ZM32 206V208L34 209V207ZM54 206H55V204H54ZM56 206H57V204H56ZM71 206V205H70ZM91 206V210H90V212L92 211V208L95 206V204H94V206L92 207V205H90ZM109 206V205H108ZM108 206H107V208H108ZM110 206H111V204H110ZM109 206V207H110ZM116 206H117V203H116ZM126 206H124L123 207V205H121V207H123V209L126 207ZM146 206V205H145ZM155 206H157V205H155ZM161 206H162V204H161ZM172 206V205H171ZM170 206V207H171ZM174 206H176L175 204H174ZM181 206H183V205H181ZM233 206V205H232ZM236 206V205H235ZM249 206V209H252L253 208V206L252 207H250ZM1 207V208H2ZM9 207V206H8ZM37 207V211H38V206H36ZM39 207H42L41 206V204H40V206ZM46 207H48V206H45V209L46 210H48V213H49V211H50V208L49 209H47ZM50 207V206H49ZM58 207V206H57ZM66 207V206H65ZM64 207V208H65ZM73 207H75L76 208V206H73ZM86 207H84V208H86ZM89 207V206H88ZM97 207V209L99 210V208H100V206H99V208H98V206H96ZM113 207V206H112ZM120 207V208H121ZM129 207V206H128ZM130 207V208H131ZM143 207V206H142ZM151 208H152V206H150ZM164 206H162V208H163ZM177 207V206H176ZM184 207V206H183ZM196 207H197V205H196ZM201 208L203 207V206H200ZM23 208V207H22ZM29 208V207H28ZM27 208V209H28ZM31 208V207H30ZM74 208V209H75ZM114 208V207H113ZM118 208V206L117 207H115V215H116V212H118V214L117 215H122L123 213H120L118 210L116 211V209ZM132 208V209H133ZM137 209H138V206L136 207ZM140 208V207H139ZM144 208V207H143ZM146 208V207H145ZM150 208V209H151ZM161 208V207H160ZM167 208V207H166ZM174 208V207H173ZM188 208H190V209H192L193 208V210H195L194 209V207H188ZM210 208V207H209ZM208 207H207V209L210 211L211 209H209ZM6 209V208H5ZM25 209V208H24ZM45 209H44V212H45ZM71 208H69V210H70ZM78 209H79V207H78ZM86 209H90V207L89 208H86ZM95 209V208H94ZM104 209L105 208H102L101 209V212H103L104 211ZM131 209V210H132ZM136 209V210H137ZM141 209V208H140ZM139 209V210H140ZM147 209H149V207L147 208ZM149 209V210H150ZM175 209V208H174ZM179 209V208H178ZM204 209V208H203ZM206 209V208H205ZM230 209H231V207H230ZM10 210V211H11ZM18 210H19V208H18ZM17 210V211H18ZM31 210V209H30ZM39 210H42V209H39ZM63 210V209H62ZM62 210H61V212H62ZM65 210V209H64ZM69 210H67V211H69ZM75 210H77V208L75 209ZM74 210V211H75ZM80 210V209H79ZM76 211V212H80V211ZM85 210V209H84ZM97 210V211H98ZM108 210H109V208H108ZM112 210V208L110 209V213L111 212H114V211H111ZM130 210V209H129ZM135 210V209H134ZM134 210H132V212H135ZM153 210V212H152V215H153V213H154V209H152ZM160 210V209H159ZM164 210V209H163ZM166 210V209H165ZM171 210V209H170ZM169 210V211H170ZM185 210L186 211H189V209L187 210L186 209V206H185ZM185 210L183 211V209H182V211L183 212H185ZM198 210H199V207H198ZM3 211V210H2ZM1 211V212H2ZM10 211H8L7 210V212H9V214H10ZM16 211V212H17ZM43 211V210H42ZM51 211H53V209L51 210ZM50 211V213L52 214V212ZM88 211V210H87ZM94 211V210H93ZM106 211V210H105ZM104 211V212H105ZM123 211V210H122ZM126 211H128L127 209H126ZM148 211V210H147ZM157 212H158V210H156ZM168 211V212H169ZM172 211V210H171ZM175 211V210H174ZM178 211V210H177ZM181 211V210H180ZM190 211H192V210H190ZM200 211V210H199ZM198 211V212H199ZM206 211V210H205ZM208 211V212H209ZM215 211V210H214ZM232 211V210H231ZM4 212V211H3ZM5 213V214H8V213ZM12 212V211H11ZM20 212V211H19ZM19 212H18V215H20L19 214ZM25 213H26V210L24 211ZM24 212L22 211V213H23V215L22 216H25V214H24ZM28 212H29V209H28ZM33 212V211H32ZM31 212V213H32ZM40 212V211H39ZM39 212H38V214H39ZM83 212V211H82ZM81 212V213H82ZM86 212V211H85ZM100 212V213H101ZM131 212V211H130ZM132 212H131V214H132ZM149 212H151V210L149 211ZM164 212V211H163ZM162 212V213H163ZM217 212V211H216ZM233 212V211H232ZM245 212V211H244ZM248 212V211H247ZM30 213V212H29ZM48 213L46 212V214L45 215H48ZM49 213V215H51ZM60 213V212H59ZM72 214L74 213L73 211L71 212ZM107 213H109V212H107ZM120 213V214H119ZM124 213H125V211H124ZM161 213V214H162ZM176 213V212H175ZM174 213V214H175ZM178 213H180L179 211H178ZM187 213V212H186ZM206 213V212H205ZM211 213V212H210ZM209 213V214H210ZM217 213H219V212H217ZM217 213L214 215L215 217H216V215H217ZM228 212H226V214H227ZM249 213H251V211L249 212ZM256 213V212H255ZM12 214V213H11ZM10 214V215H11ZM34 214V213H33ZM41 214V213H40ZM53 214H54V211H53ZM58 213L56 212V215H57ZM78 214V213H77ZM83 214V213H82ZM92 214V213H91ZM93 214H96V213H93ZM105 214V213H104ZM127 214H128V212H127ZM126 213L124 214V216L125 215H127ZM136 213H134V218H135V215ZM142 214H144V213H142ZM141 214V215H142ZM147 214H151V213H147ZM171 214V213H170ZM248 214V213H247ZM61 215V214H60ZM66 215H67V213H66ZM80 215V214H79ZM99 215V214H98ZM101 215V214H100ZM102 215H103V213H102ZM110 215V214H109ZM108 215V216H109ZM112 215H113V213H112ZM116 215V216H117ZM138 215H139V213H138ZM152 215H150L151 216V218H152ZM155 215H157V213H154V217L153 218H155ZM196 215H198L197 213H196ZM203 215H204V213H203ZM244 215H245V213L243 214V212H242V217H244ZM9 216V215H8ZM29 215H26L25 217H23V218H27ZM30 216H31V214H30ZM29 216V217H30ZM36 216H37V213H36ZM39 216H42V215H38V218H39ZM53 216V215H52ZM58 216V215H57ZM62 216V215H61ZM63 216H64V214H63ZM68 216V215H67ZM73 217L71 214L69 215V217ZM74 216H75V214H74ZM82 216V215H81ZM80 216V217H81ZM123 216V215H122ZM121 216V217H122ZM122 217V218H126V217ZM149 216V215H148ZM162 216H164L163 218H165V215H163L162 214ZM166 216H168V215H166ZM170 216V215H169ZM169 216H168V219L170 220L171 219V221H172V224H174V222H175V220L173 221V219L171 218V216H172V214H171V216H170V218H169ZM178 216H180V215H178ZM206 216V215H205ZM238 216V215H237ZM248 216H249V214H248ZM0 217L2 218L3 216H2V214L0 215ZM6 217V216H5ZM15 217V216H14ZM32 217H33V215H32ZM45 217V216H44ZM47 217V216H46ZM45 217V218H46ZM49 217V216H48ZM69 218L70 220L72 219V218ZM91 217V216H90ZM92 217H93V215H92ZM99 217V216H98ZM100 217H102V216H100ZM111 217V216H110ZM109 217V218H110ZM118 217V216H117ZM116 217V218H117ZM120 217V216H119ZM120 217V218H121ZM131 217V216H130ZM132 217V218H133ZM138 217V216H137ZM137 217L135 218L136 220H137ZM139 217H140V215H139ZM189 217V216H188ZM210 217V216H209ZM212 217V216H211ZM215 217H214V221L213 222H216V219H215ZM219 217V216H218ZM228 217H230V216H228ZM232 217V216H231ZM9 218H10V216H9ZM16 218V217H15ZM52 218V217H51ZM67 218V217H66ZM97 218V217H96ZM114 218V217H113ZM115 218V219H116ZM121 218V221L123 220ZM141 218V217H140ZM143 218V217H142ZM141 218V219H142ZM147 218V215H146V217H145V219ZM152 218V219H153ZM156 218H157V216H156ZM167 218V217H166ZM181 218V217H180ZM185 219H187L186 217H184ZM195 218V217H194ZM194 218H193V220L192 221H194V223H195V221H196V223L199 221V220H201L202 218H203V216H202V218H200V219H197V220H194ZM5 219H7V217L5 218ZM19 219V218H18ZM31 221L32 220H34V217L31 219V218H29ZM43 219V221H44V218H42ZM47 219V218H46ZM53 219H55L54 217H53ZM52 219V220H53ZM60 219H62L61 217H60ZM98 219V218H97ZM102 219V218H101ZM100 219V220H101ZM119 219V218H118ZM117 219V220H118ZM131 219V218H130ZM140 219V220H141ZM144 219V220H145ZM192 219V218H191ZM196 219V218H195ZM205 219V218H204ZM204 219H202L203 221H204ZM211 219V218H210ZM232 219V218H231ZM13 220V219H12ZM20 220V219H19ZM18 220V221H19ZM28 220V219H27ZM29 220V221H30ZM39 220H41L40 218H39ZM39 220H37V221H39ZM48 220V219H47ZM51 220V219H50ZM49 220V221H50ZM59 220V219H58ZM64 220H65V218H64ZM69 220V221H70ZM78 219H76V221H77ZM93 220V219H92ZM95 220V219H94ZM106 220V219H105ZM110 220H112V217L110 218ZM126 220H128V219H126ZM133 220V219H132ZM151 220V219H150ZM157 220H158V218H157ZM157 220L155 219V221L157 222ZM162 220V219H161ZM179 220V219H178ZM178 220H177V222H178ZM181 220V219H180ZM190 220V219H189ZM217 220H218V218H217ZM220 220V219H219ZM6 221H8V220H6ZM6 221L4 222V223H6ZM10 221V220H9ZM14 221V220H13ZM16 221H17V219H16ZM30 221V222H31ZM42 221V220H41ZM54 221V220H53ZM53 221H51V222H53ZM67 222L68 223V225H70L69 223L70 222ZM75 221V220H74ZM79 221H80V219H79ZM82 221V220H81ZM90 221V220H89ZM103 221V220H102ZM108 221H109V219H108ZM119 221V220H118ZM118 221H114L115 222V224H117L118 223ZM165 221H166V219H165ZM164 221V222H165ZM171 221H169V223H171ZM207 220H205V222H206ZM222 221V220H221ZM237 221V220H236ZM241 221H242V219H241ZM246 221V220H245ZM10 222H12V221H10ZM10 222H7L6 224L8 225ZM26 222H28V221H26ZM30 222L28 223V224H30ZM33 222V221H32ZM31 222V223H32ZM58 222V221H57ZM72 222V221H71ZM83 222V221H82ZM92 222V221H91ZM93 222H95V221H93ZM92 222V225L94 224ZM106 222V221H105ZM110 222V221H109ZM112 222H113V220H112ZM112 222H110L111 223V225H113V229H115L116 230V226H115V228H114V223H112ZM117 222V223H116ZM125 222H127V221H125ZM131 222V221H130ZM143 222L144 221H142V224H143ZM148 222H149V219H148ZM162 222V221H161ZM176 222V223H177ZM180 222V221H179ZM185 222H186V220H185ZM185 222H183V223H185ZM188 222V221H187ZM191 222V221H190ZM190 222H188V223H190ZM212 222V221H211ZM212 222V223H213ZM223 222V221H222ZM14 223H15V221H14ZM24 223V222H23ZM39 223L40 222H38V224L37 225H39ZM41 223H43V222H41ZM41 223H40V225H41ZM56 223V219H55V221L53 222V224H55ZM61 223V222H60ZM66 223V224H67ZM74 223V222H73ZM77 223H78V221H77ZM84 223H86V222H84ZM95 223H97V221L95 222ZM108 223V222H107ZM139 223V222H138ZM151 223V222H150ZM183 223H180V224H183ZM195 223V224H196ZM219 221H218V225H219ZM16 224V223H15ZM15 224H14V226H15ZM20 225H19V227L20 226H24L26 223H24V224H22L21 225V223H19ZM44 224H46L45 222H44ZM47 224H49V223H47ZM62 224V223H61ZM72 224V223H71ZM76 224V223H75ZM88 223H86V225H87ZM98 224H99V222H98ZM127 224V223H126ZM135 224V223H134ZM140 224H141V221H140ZM149 224V223H148ZM159 224V223H158ZM166 224V223H165ZM167 224H168V221H167ZM166 224V225H167ZM191 224H193V223H191ZM199 224V223H198ZM205 224V226L206 225H208V221H207V224L206 223H204ZM204 224H202V226L204 227ZM234 224V223H233ZM238 224H240V223H238ZM242 224V223H241ZM0 225H3V223L2 224H0ZM5 225V224H4ZM34 225V224H33ZM37 225H36V228L38 229V227H37ZM43 225V224H42ZM58 225V224H57ZM83 224H81V226H82ZM95 225V224H94ZM100 225V224H99ZM103 225H104V223H103ZM103 225H100V226H103ZM111 225L109 226V224H108V226L112 229V227H111ZM121 225H123V224H120V228L122 229V227H121ZM127 225H129V224H127ZM131 225H132V223H131ZM130 225V226H131ZM137 226H139V224H136ZM135 225V226H136ZM144 225V224H143ZM142 225V226H143ZM150 225H152V224H150ZM163 225V224H162ZM169 225V224H168ZM167 225V226H168ZM186 225V224H185ZM194 225V224H193ZM192 225V226H193ZM209 225H211L210 223H209ZM215 225H217V222H216V224ZM218 225H217V227H218ZM9 226H11L10 224H9ZM13 226V227H14ZM17 226V225H16ZM27 226V225H26ZM32 226V225H31ZM50 226H53L52 225V223L50 224ZM50 226L48 225L47 227H45V228H49L50 229ZM55 226H56V224H55ZM73 226V225H72ZM79 226H80V224H79ZM90 226V225H89ZM98 226V225H97ZM107 226V225H106ZM124 226V225H123ZM133 226V225H132ZM135 226H133V228H135ZM145 226H146V224H145ZM149 226V225H148ZM164 227H166L165 225H163ZM171 226V224L169 225V227ZM179 226V225H178ZM181 226H183V225H181ZM201 226V225H200ZM201 226V227H202ZM223 226V225H222ZM30 227V226H29ZM35 226H33L32 228H30L31 230L29 231V232H31V235L33 236L34 235V233H35V230L36 229H33ZM40 227H42V226H40ZM39 227V228H40ZM58 227V226H57ZM92 227V226H91ZM96 227V226H95ZM144 227V226H143ZM153 227H156L155 225L153 226ZM172 227V226H171ZM199 227V226H198ZM216 227V226H215ZM219 227H221V226H219ZM224 227V226H223ZM4 228L5 227H3L2 228V230H4ZM7 228H8V226H7ZM12 228V227H11ZM22 228V227H21ZM23 228H25V230H27V228L26 227H23ZM43 228V227H42ZM41 228V229H42ZM75 228H76V226H75ZM74 228V229H75ZM77 228H79L78 226H77ZM87 229H88V227H86ZM84 229V230H87V229ZM90 228V227H89ZM94 228V227H93ZM93 228H91V229H93ZM103 228H104V226H103ZM124 228H125V226H124ZM129 226H128V231H129ZM149 228V231L151 232L152 230H150V227H148ZM159 228V227H158ZM167 228V227H166ZM166 228H164V229H166ZM173 229H172V231H174V227H172ZM181 228V227H180ZM183 228V227H182ZM188 228H192V227H189L188 226ZM214 228V227H213ZM16 229V228H15ZM59 229V228H58ZM79 229H81V228H79ZM78 229V230H79ZM97 229V228H96ZM104 229H106V228H104ZM113 229H112V231H113ZM119 229V228H118ZM121 229H119L121 232H122V230ZM139 229V228H138ZM142 229V228H141ZM144 229H146V231H147V227L146 228H144ZM144 229H142V230H144ZM156 229V228H155ZM163 229V228H162ZM177 229H179L178 227H177ZM184 229V228H183ZM195 229L196 228H194L193 229V231H195ZM201 229H203V228H201ZM205 229H206V227H205ZM209 229H211V228H208V231H206V230H203V233H204V231H206L205 232V235L207 236V234L209 233ZM7 230V232H8V230L9 229H6ZM10 230H12V229H10ZM29 230V229H28ZM44 230V229H43ZM43 230H41L42 232H43V235H45V231H43ZM56 230V229H55ZM60 230V229H59ZM58 230V231H59ZM83 230V229H82ZM114 230V232H116ZM131 230H132V228H131ZM136 230V229H135ZM140 230V229H139ZM170 230V229H169ZM175 230H176V228H175ZM181 230V229H180ZM179 230V231H180ZM185 230V229H184ZM198 230V229H197ZM199 230H200V228H199ZM215 230V229H214ZM219 230V229H218ZM221 230V229H220ZM232 230V229H231ZM251 230V229H250ZM0 231H1V229H0ZM5 231V230H4ZM23 231V230H22ZM54 231V230H53ZM57 231V232H58ZM63 231V230H62ZM61 231V232H62ZM64 231H65V229H64ZM71 231V230H70ZM73 231V230H72ZM71 231V232H72ZM75 232H76V230H74ZM81 231V230H80ZM87 231H89V229L87 230ZM86 231V232H87ZM92 230H90V232H91ZM94 232H95V229L93 230ZM92 231V232H93ZM97 231V230H96ZM110 231V229L108 230V232ZM118 231V230H117ZM120 231H118L117 233H119ZM126 231H127V228H126ZM137 231V230H136ZM145 231V230H144ZM159 231H161V230H159ZM186 231H187V229H186ZM189 231H190V229H189ZM189 231H187V232H189ZM211 231H212V229H211ZM210 231V232H211ZM225 231V230H224ZM11 232V231H10ZM16 232V231H15ZM15 232H13L14 234H15ZM23 232H25V231H23ZM39 232V231H38ZM46 232H48V234H49V230L48 231H46ZM51 232H52V229H51ZM56 232V231H55ZM66 232V231H65ZM68 232V231H67ZM74 232V233H75ZM102 232H103V230H102ZM132 232V231H131ZM135 232V231H134ZM140 232V231H139ZM154 232V231H153ZM158 232V231H157ZM201 232V231H200ZM200 232H198V234L200 233ZM208 232V233H207ZM227 232V231H226ZM226 232H224V233H226ZM9 233V232H8ZM27 233H28V231H27ZM37 233V232H36ZM63 233V232H62ZM84 233V235H85V232H83ZM107 233V232H106ZM117 233H115V234H117ZM123 233V232H122ZM121 233V234H122ZM127 233V232H126ZM138 233V232H137ZM141 233V232H140ZM142 233H143V231H142ZM147 233V232H146ZM164 233V232H163ZM169 233V232H168ZM176 233V232H175ZM185 233V232H184ZM207 233V234H206ZM217 233H219V231L217 232ZM216 233V234H217ZM221 233H222V231H221ZM0 234H2V233H0ZM20 234V233H19ZM39 234V233H38ZM41 234V233H40ZM47 234V235H48ZM51 234V233H50ZM53 234H55L56 235V233H54L53 232ZM80 234H82V233H80ZM79 234V235H80ZM94 234H96V232L94 233ZM105 234V233H104ZM120 234V235H121ZM124 234H125V232H124ZM135 234V233H134ZM170 234H171V232H170ZM187 234V233H186ZM211 234V233H210ZM209 234V235H210ZM231 234V233H230ZM237 234V233H236ZM250 234V233H249ZM263 234H264V232H263ZM17 235H18V233H17ZM25 235V234H24ZM23 235V236H24ZM29 235V234H28ZM52 235V234H51ZM54 235V237H56ZM65 236H66V238L68 237L69 238V236H70V233L68 232V235L69 236H67L66 235V233L64 234ZM84 235H81V236H84ZM90 235H92V237H93V234H90ZM100 235H101V233H100ZM109 235V234H108ZM107 235V236H108ZM112 235L113 236H116V235H114L113 233H112ZM118 235V234H117ZM128 235L129 236H131V233L129 234L128 233ZM133 235V234H132ZM146 235V234H145ZM148 235V234H147ZM159 235V234H158ZM166 234L164 233V235L163 236H165ZM181 235V234H180ZM184 234L182 233V235L181 236H183ZM191 235V234H190ZM196 235H197V233H196ZM202 235H204V234H202ZM214 234H212V236H213ZM220 235H222V234H220ZM224 235V234H223ZM226 235V234H225ZM7 236L9 237V235L7 234ZM6 236V234L4 235V237H7ZM32 236H31V238H32ZM61 236H62V234H61ZM65 236H63V238L65 237ZM71 236H73V235H71ZM78 236V235H77ZM87 236H88V234H87ZM98 236V235H97ZM97 236H95V237H93V239L94 238H96ZM106 236V237H107ZM110 237H111V234L109 235ZM108 236V237H109ZM119 236V235H118ZM122 236V235H121ZM140 236V235H139ZM152 237H153V235H151ZM156 236V235H155ZM169 236V234L168 235H166V237H168ZM176 237H177V235H175ZM180 236V237H181ZM185 236V235H184ZM183 236V237H184ZM200 236L201 235H198V237L200 238ZM211 236V235H210ZM215 236V235H214ZM219 236V235H218ZM217 236V237H218ZM227 236H229L228 235V233H227ZM233 236V235H232ZM7 237V238H8ZM11 237V236H10ZM9 237V238H10ZM41 237H45V236H41ZM47 237V236H46ZM46 237H45V239H46ZM51 237H53V236H51ZM80 237V236H79ZM88 237H90V236H88ZM99 237V236H98ZM97 237V238H98ZM108 237H107V239H108ZM122 237H125V235L124 236H122ZM121 237V238H122ZM141 237V236H140ZM139 237V238H140ZM147 237V236H146ZM180 237H179V239H180ZM191 237H192V235H191ZM194 237V236H193ZM197 237V238H198ZM205 237V236H204ZM224 237V236H223ZM235 237V236H234ZM236 237H237V235H236ZM239 237H240V235H239ZM12 240H13V235H12ZM15 238V237H14ZM18 238H19V240H20V238H21V236L19 237V235H18ZM24 238H26V237H24ZM24 238H22V240H24ZM27 238H29L30 239V237L28 236ZM26 238V240L25 241H27V240H29V239H27ZM39 237H38V235H37V239H38ZM48 238V237H47ZM50 238V237H49ZM48 238V239H49ZM59 238V236L55 239V242L57 241L58 242V239ZM61 238V237H60ZM62 238V239H63ZM66 238H64L65 239V241H66V245H68L67 244V239ZM72 238V237H71ZM74 238V237H73ZM81 238H83V237H81ZM85 238H86V235H85ZM113 238V237H112ZM120 238V237H119ZM132 237H130V239H131ZM144 239H145V237H143ZM147 238H150L149 237V235H148V237ZM154 238H156V237H154ZM169 238V237H168ZM171 238V237H170ZM184 238H186V237H184ZM189 238H190V236H189ZM198 238V241H200V240H202V239H199ZM207 238V237H206ZM215 238V237H214ZM220 238H221V236H220ZM5 239V238H4ZM32 239H35V236H33V238ZM32 239H30V240H32ZM40 239V238H39ZM42 239H44V238H42ZM42 239H40L41 241V243H43L45 240H43L42 241ZM47 239V240H48ZM70 239V238H69ZM79 239V238H78ZM88 239V238H87ZM101 239H102V241H104L103 240V238H102V236H101ZM106 239V238H105ZM116 239V238H115ZM133 239V238H132ZM151 239V238H150ZM153 239V238H152ZM151 239V240H152ZM177 239V238H176ZM187 239H188V237H187ZM186 239V240H187ZM209 239H211V238H209ZM222 240L221 241H223V238H221ZM224 239H226V237H224ZM17 239H15V241H16ZM22 240H20L21 242H22ZM36 240V239H35ZM52 240H54V239H52ZM73 240V239H72ZM80 240H82V239H80ZM90 240V239H89ZM95 240V239H94ZM97 240L98 239H96V241H93L92 243L94 244L95 242H97ZM111 240V239H110ZM116 240H119V241H121L122 239H116ZM115 240V241H116ZM125 240V238H123V241ZM135 240V239H134ZM139 240V239H138ZM142 240V239H141ZM140 240V242H142ZM154 241H156L155 239H153ZM153 240H152V242H153ZM160 240V239H159ZM170 241L172 240V239H169ZM181 240V239H180ZM184 240V239H183ZM185 240V241H186ZM194 240V239H193ZM193 240L191 241V238H190V241L192 242V244H194L193 243ZM203 240H205V239H203ZM208 240V239H207ZM215 240V239H214ZM24 241V242H25ZM59 241H61V239L59 240ZM70 241H71V239H70ZM85 241H87L86 239H85ZM85 241H84V243H85ZM101 240H100V242H102ZM112 241V240H111ZM113 241H114V238H113ZM127 241V240H126ZM130 241V240H129ZM132 241V240H131ZM147 241V240H146ZM150 241V240H149ZM163 241H165V239L163 240ZM169 241V242H170ZM197 241V240H196ZM212 241V240H211ZM221 241H220V243H221ZM229 241V240H228ZM234 241V240H233ZM235 241H236V239H235ZM238 241V240H237ZM240 241V240H239ZM14 242V241H13ZM17 242V241H16ZM19 242V241H18ZM33 242V241H32ZM36 242H37V240H36ZM50 242H52V241H50ZM82 242V241H81ZM88 242V241H87ZM99 242V241H98ZM99 242V243H100ZM104 242H106V241H104ZM104 242H102V244L100 243V245H104ZM108 242V241H107ZM106 242V243H107ZM110 242V241H109ZM151 242V241H150ZM150 242H149V245H150ZM160 242V241H159ZM166 242H167V240H166ZM169 242H168V244H169ZM171 242H173V241H171ZM176 242V241H175ZM2 243V242H1ZM26 243V242H25ZM27 243H29V241L27 242ZM34 243V242H33ZM40 243V245L42 246V244ZM89 243H91V242H89ZM91 243V244H92ZM135 243H137V242H134V244ZM143 243H144V241H143ZM146 243V242H145ZM144 243V244H145ZM148 243V242H147ZM174 243V242H173ZM172 243V244H173ZM178 243H179V241H178ZM187 243V242H186ZM189 243V242H188ZM207 243V242H206ZM209 243H212V242H210L209 241ZM217 243V242H216ZM225 243L227 244V240L225 241ZM237 243V242H236ZM236 243H235V245H236ZM9 244H10V242H9ZM12 244V243H11ZM19 244V243H18ZM22 244V243H21ZM47 244V243H46ZM49 244V243H48ZM53 244V245H52ZM69 244H70V242H69ZM76 244H78V243H76ZM87 244V243H86ZM115 244H117L118 245V243H115ZM120 244V243H119ZM125 244H127V242L125 243ZM124 244V245H125ZM133 244V243H132ZM131 243H130V246L132 245ZM144 244H142V247H143V245ZM152 244V243H151ZM166 243H164V245H165ZM172 244H171V248L173 247L172 246ZM176 244V243H175ZM180 244H181V242H180ZM183 244V246L184 245H188V244H184V243H182ZM198 244H199V242H198ZM204 244H205V242H204ZM203 244V247H205V245ZM208 244V243H207ZM213 244V243H212ZM224 245V246H227V245ZM228 244H230V241H229V243ZM251 244V243H250ZM2 245H3V243H2ZM7 245V244H6ZM14 245V244H13ZM12 245V247L14 248V246ZM17 245V244H16ZM37 245H39V243H37ZM39 245V248L41 247ZM51 245L52 246H54V243H51ZM62 245H63V243H62ZM65 245V244H64ZM72 245V244H71ZM88 245H90V244H88ZM95 245V247H96V245H97V243H95L94 244ZM111 245V244H110ZM116 245V246H117ZM121 245V244H120ZM119 245V246H120ZM155 245H156V243H155ZM161 245H163V243L161 244ZM174 245V244H173ZM194 245H197V243L196 244H194ZM201 245V244H200ZM216 245V244H215ZM222 246H223V243L221 244ZM235 245H233V246H235ZM237 245H238V243H237ZM237 245H236V248H237ZM252 245V244H251ZM4 246V245H3ZM21 246V245H20ZM32 246H33V244H32ZM35 247H36V244L34 245ZM33 246V247H34ZM46 246H48V245H46ZM45 245L44 246H42L43 248H42V250H44V247H46ZM49 246H50V244H49ZM48 246V247H49ZM57 246V245H56ZM60 246L61 245H59V248H60ZM73 246V245H72ZM72 246H70V247H72ZM77 246V245H76ZM81 246V245H80ZM82 246H85V245H82ZM91 247H92V245H90ZM99 246V245H98ZM105 246H108V250H110L109 249V243H108V245L106 244ZM116 246H113L114 248H116ZM127 246H128V244H127ZM129 246V247H130ZM145 246H146V244H145ZM153 246L154 245H152V248H153ZM176 246V245H175ZM180 246H182V245H180ZM189 246V245H188ZM187 246V247H188ZM208 246H210V245H208ZM222 246H219V247H221L222 248ZM239 246V245H238ZM254 246V245H253ZM0 247H1V245H0ZM22 247V246H21ZM24 247L26 248V245L24 244ZM27 247H31L30 245L29 246H27ZM32 247V248H33ZM48 247H46V250H48L49 248ZM51 247V246H50ZM69 247V246H68ZM95 247H92V249L93 248H95ZM101 247V246H100ZM124 247V246H123ZM132 247H135V246H132ZM138 247H139V245H138ZM158 248L160 247L159 246V243H158V246H157ZM166 247H167V244H166ZM169 247V246H168ZM176 247H178V246H176ZM198 247H200V246H198ZM212 247V245L210 246V248ZM4 248H5V246H4ZM10 248H11V246L9 247V250H10ZM31 248V249H32ZM37 248V247H36ZM39 248H38V251H39ZM48 248V249H47ZM73 248V247H72ZM84 248H86V246L84 247ZM88 248H90V247H87V249ZM104 248V247H103ZM107 248V247H106ZM126 247H124V249H125ZM137 248V247H136ZM146 248V247H145ZM151 248V249H152ZM162 248V247H161ZM161 248L159 249V250H161ZM163 248H164V246H163ZM179 248V247H178ZM191 248H194V246H191ZM207 248V247H206ZM209 248V249H210ZM216 248H218L217 246H216ZM230 248V247H229ZM34 249V248H33ZM32 249V250H33ZM53 249H54V251H56L58 248L56 247V250H55V248L53 247ZM53 249H52V252L51 253H53L54 251H53ZM64 249V248H63ZM79 249V248H78ZM77 249V250H78ZM92 249H91V251H92ZM98 249H99V247H98ZM101 250H102V247L100 248ZM105 249V248H104ZM122 249V248H121ZM127 249V248H126ZM139 249V248H138ZM154 249L156 250V248L154 247ZM174 249V248H173ZM172 249V250H173ZM209 249L208 250H205L206 252L207 251H209ZM213 249V248H212ZM228 249V248H227ZM235 249V248H234ZM234 249H232L231 248V250H233L234 251ZM251 249V248H250ZM255 249V248H254ZM22 250H24L23 251V253H24V255H22V258L24 257V256H26L25 255V249L23 248ZM31 250V252H33ZM35 250V249H34ZM68 250H70V249H68ZM82 250V248L80 249V251ZM86 250V249H85ZM84 250V251H85ZM107 250V249H106ZM130 250V249H129ZM134 251H135V249H133ZM140 250L142 251V253H143V250L140 248ZM139 250V252L141 253V251ZM145 250V249H144ZM170 250V249H169ZM168 250V251H169ZM171 250V251H172ZM177 250V249H176ZM179 250V249H178ZM193 250V249H192ZM203 250V249H202ZM211 250V249H210ZM221 250H223V249H221ZM236 250V249H235ZM4 251H8V250H5L4 249ZM3 251V252H4ZM14 251V250H13ZM20 251V250H19ZM30 251V248H29V250H28V252ZM37 251V250H36ZM38 251L36 252V254H38L40 257H41V252H42V254H43V251H40V254L38 253ZM51 251V250H50ZM49 251V252H50ZM59 249H58V253H59ZM70 251H72V250H70ZM97 251H100V250H97ZM119 251V250H118ZM123 251V250H122ZM132 251V250H131ZM146 251H148L147 249H146ZM152 251V250H151ZM170 251V252H171ZM183 251V250H182ZM181 251V252H182ZM186 251V250H185ZM184 251V252H185ZM191 251V250H190ZM193 251H195V249L193 250ZM201 251V250H200ZM214 250H211L210 252H212V253H214L213 252ZM217 251V250H216ZM225 251V250H224ZM237 251V250H236ZM238 251H239V249H238ZM258 251V250H257ZM2 252V251H1ZM18 252V251H17ZM31 252H29L30 254H31ZM35 252V251H34ZM57 252V251H56ZM55 252V253H56ZM62 252V251H61ZM63 252H65V251H63ZM69 252V251H68ZM89 252H90V249H89ZM93 252V251H92ZM91 252V253H92ZM102 252V251H101ZM104 252V251H103ZM124 252V251H123ZM133 252V251H132ZM156 252V251H155ZM155 252H152V253H155ZM163 252V251H162ZM180 252V251H179ZM183 252V253H184ZM202 252V251H201ZM201 252H199V253H201ZM218 252V251H217ZM216 252V253H217ZM229 252V251H228ZM239 252H242L241 251V249H240V251ZM10 253V251L8 252V254ZM14 253H16V252H14ZM19 253V252H18ZM18 253H17V255H18ZM20 253H21V251H20ZM19 253V254H20ZM22 253V254H23ZM29 253H27L28 255H29ZM80 253V252H79ZM87 253V252H86ZM95 254L97 253L96 252V250H95V252H94ZM94 253H93V255H94ZM107 253H109L108 251H107ZM129 253V252H128ZM141 253V255H143ZM145 253V252H144ZM159 253H160V251H159ZM187 253V252H186ZM197 253V252H196ZM195 253V254H196ZM203 253V252H202ZM201 253V254H202ZM222 253L223 252H221V255H222ZM233 253V252H232ZM232 253H230V255L228 254V253H226V254H228L229 256H231V254ZM5 254H6V252H5ZM8 254H6V256L8 255ZM46 254V253H45ZM44 254V255H45ZM49 254V253H48ZM60 254H62V253H60ZM65 254H66V256H67V253L65 252ZM69 254V253H68ZM110 254V253H109ZM108 254V255H109ZM134 254H135V252H134ZM137 254V253H136ZM146 254H147V252H146ZM151 254V253H150ZM158 254V253H157ZM166 254V253H165ZM172 254V253H171ZM170 254V255H171ZM180 254V253H179ZM188 254H190V253H188ZM193 254H194V252H193ZM192 253H191V256L190 257H194V256H192L193 255ZM194 254V255H195ZM204 254H205V252H204ZM236 254V253H235ZM43 255V256H44ZM54 255V254H53ZM56 255H57V253L54 255L55 256V258H56ZM63 255V254H62ZM70 255V254H69ZM73 255V254H72ZM76 255H77V253H76ZM76 255H74L75 256V258H76ZM81 253L80 254H78L77 256H78V258L80 257L81 258ZM97 255H102V254H97ZM112 255V254H111ZM133 255V254H132ZM138 255V254H137ZM156 255V254H155ZM155 255H153V257L155 256ZM161 255H163V254H161ZM167 255V254H166ZM177 255V254H176ZM225 255V254H224ZM239 255V254H238ZM240 255H241V253H240ZM240 255H239V257H240ZM21 256V255H20ZM32 256V255H31ZM30 256V257H31ZM48 256V255H47ZM50 256L52 257V255L50 254ZM49 256V257H50ZM57 256H59V255H57ZM71 256V255H70ZM70 256H68V257H70ZM85 256V255H84ZM92 256V255H91ZM91 256H90V259H91V262H93L92 261V259L93 258H91ZM106 256V255H105ZM105 256H102L103 258H105ZM152 256V255H151ZM157 256V255H156ZM159 256V255H158ZM174 256V255H173ZM181 256V255H180ZM187 257H188V255H186ZM185 256V257H186ZM198 256H200V255H198ZM208 256V255H207ZM212 256V255H211ZM214 256H215V254H214ZM219 256V255H218ZM228 256V257H229ZM35 257V259L38 257V256H34ZM34 257H33V260H34ZM45 257H46V255H45ZM49 257H47L48 259H49ZM64 257V256H63ZM87 257V256H86ZM86 257H84L83 258V255H82V259H83V263L82 264H85L84 262H87L88 260H87V258ZM89 257V256H88ZM94 257V256H93ZM101 257V258H102ZM112 257V256H111ZM126 256H124V260L127 258H125ZM129 257V256H128ZM138 257V256H137ZM146 257V256H145ZM148 257V256H147ZM167 257V256H166ZM175 257V256H174ZM184 257V258H185ZM204 257V255L202 256V258ZM235 257H236V255H235ZM260 257H261V255H260ZM17 258V257H16ZM21 258V259H22ZM26 258V257H25ZM57 258H59V257H57ZM62 257H60V259H61ZM67 258V257H66ZM100 258V259H101ZM114 258V257H113ZM113 258H110V256H109V259H111V261H112V259ZM131 258H134V257H131ZM178 258V257H177ZM176 258V259H177ZM191 258V259H192ZM195 258H197L196 256L194 257V259ZM199 258V257H198ZM226 259H227V256L225 257ZM232 258H233V256H232ZM24 259V258H23ZM27 259L29 260V257H27ZM39 259V258H38ZM37 259V260H38ZM42 259V258H41ZM48 259H46L47 261H48ZM60 259H59V261H60ZM74 259V258H73ZM73 259H71V262L73 261ZM81 259V260H82ZM84 259H86L85 261H84ZM89 259V260H90ZM96 259H98V258H96L95 257V260ZM100 259H99V262H100ZM108 259V260H109ZM119 259V258H118ZM138 259H140V257L138 258ZM143 259H144V257H143ZM157 259H158V257H157ZM156 259V260H157ZM164 259V258H163ZM172 259V258H171ZM174 259V258H173ZM188 259H189V257H188ZM191 259H189L190 261H191ZM208 259V258H207ZM218 259V258H217ZM224 259V258H223ZM222 259V260H223ZM226 259H225V261L224 262H226ZM229 259V258H228ZM13 260H14V258H13ZM15 260H17V259H15ZM30 260H32V258L30 259ZM29 260V261H30ZM37 260H36V262H37ZM44 261H46L45 259H43ZM56 260V259H55ZM63 260V259H62ZM69 260H70V258H69ZM68 259H67V261H69ZM80 260V259H79ZM103 260H105V259H103ZM102 260V261H103ZM114 260V259H113ZM117 260V259H116ZM124 260H123V262H124ZM135 260V259H134ZM133 260V261H134ZM137 260V259H136ZM146 260H147V258H146ZM165 260H166V258H165ZM202 260V259H201ZM203 260H204V258H203ZM209 260H210V258H209ZM212 260H213V256H212ZM216 260V258H214V261ZM220 260V259H219ZM222 260H220V261H222ZM232 261H233V259H231ZM237 260H239L238 258H237ZM22 260H20V262H21ZM24 261H27V260H24ZM24 261H22V262H24ZM28 261V262H29ZM35 261V260H34ZM33 261V262H34ZM64 261H65V257H64ZM110 261V260H109ZM108 261V262H109ZM110 261V262H111ZM120 261H122L121 259H120ZM133 261L131 262V263H133ZM141 261H144V260H141ZM140 261V262H141ZM160 261V260H159ZM159 261H157V262H159ZM183 261H187V260H183ZM182 261V262H183ZM198 261V260H197ZM197 261L195 262V261H192V262H194L195 264L197 263ZM213 261V262H214ZM16 262V261H15ZM39 262H42V261H40V259H39ZM63 262V261H62ZM74 263H76V262H79L78 260L75 262V261H73ZM106 262V261H105ZM110 262L109 263H107V264H110ZM119 262V261H118ZM154 263L156 262V261H153ZM162 262V261H161ZM166 262V261H165ZM177 262V261H176ZM179 262H180V260H179ZM187 262H189V261H187ZM199 262V264L201 263L200 262V260L198 261ZM203 262V261H202ZM207 262H209L208 260H207ZM14 263V262H13ZM12 263V264H13ZM31 262H29L28 264H30ZM46 263V262H45ZM97 262L95 261V263L94 264H96ZM102 263V262H101ZM100 263V264H101ZM103 263H104V261H103ZM105 263V264H106ZM111 263H113V262H111ZM137 263H139L138 261H137ZM168 263V262H167ZM185 263V262H184ZM231 263V262H230ZM19 264V263H18ZM21 264V263H20ZM27 264V263H26ZM32 264H35V263H32ZM36 264H38V262L36 263ZM42 264H44V263H42ZM52 264H54V263H52ZM66 264H68V262L66 263ZM72 264V263H71ZM89 264V263H88ZM114 264V263H113ZM120 264V263H119ZM122 264V263H121ZM127 264V263H126ZM157 264V263H156ZM163 264V263H162ZM169 264V263H168ZM207 264H209V263H207ZM210 264H212L211 262H210ZM220 264H221V262H220ZM223 264V263H222ZM228 264V263H227ZM237 264V263H236Z\"/></svg>",
  "mask_w": 264,
  "mask_h": 264
},
{
  "label": "rangeland",
  "instance_id": "2",
  "mask_svg": "<svg viewBox=\"0 0 264 264\" xmlns=\"http://www.w3.org/2000/svg\"><path fill=\"white\" fill-rule=\"evenodd\" d=\"M43 1V2H42ZM48 2H50L49 3V8L51 9V10H53V11H55V13L56 14H63V18L61 19L66 25H69L71 28H73V29H75V31H77V30H79V32L77 31V33H76V35L75 36H73V37H70L69 38V40H68V42H65V44H64V46L61 48V50H62V53H61V56L67 61V69L70 71V78H72L73 80H74V82L76 83V85H77V83L78 84H80V86H78V93H68V92H65L63 95H62V89H61V84H62V82L63 81H65L66 83H67V79L68 78H64V76H62V74L61 73H59V74H54L53 72H51V70H48V72H47V70H44V71H42L43 69H39V65L40 64H43V63H45L47 60H49L51 57H52V55H53V53L57 50V49H55L54 48V45L53 44H55V42H53V43H51V44H49L46 48H42L39 52H30L29 51V48H30V46H31V44L33 43V41H34V38H33V25H34V23H35V19H36V17H37V15H36V13L35 12H37V5L38 4H40L41 2L42 3H46L47 4V2H46V0H0V92H1V96H0V114H1V119H0V128H2V129H0V176H1V178H0V187H1V185L3 184V188L1 187L0 189H2V190H0V195L1 196H3L2 198H1V196H0V215L2 214V218L0 217V224H2L3 223V225H0V229H1V231H0V233H2V234H0V245H1V247H0V264H12L13 262V264H28L29 262H31L30 264H32V263H37L38 262V264H42V263H44V264H52V263H54V264H66L67 262H68V264H82L83 263V259H82V255H83V258L84 257H86L87 258V260L86 259H84V261L86 260L87 262H84L85 264H94L95 263V261L97 262L96 264H100L101 262V264H105L106 262L107 263H109L110 261H111V259H109V256H110V258H113L112 259V261L111 262H113L114 264H195L194 262H192V261H199L200 260V264H207V263H209L210 264V262L212 263V264H220V262H221V264L223 263V264H264V234H263V232H264V196L263 195H253L254 193H255V189H253L252 191L254 192H252V193H250L251 192V188H253L254 186H255V184L256 183H254L255 181H254V178H239V179H236V180H241V181H236L235 180V183H236V186H235V188H234V191H232V193H231V191H228V192H226V197H225V202L227 203V210L225 211V214H223L222 212H220L219 211V209L218 208H216V207H214V206H212V198H210V197H205V198H203V199H201V201L203 200L204 201V199H205V201L204 202H199L198 204H196L197 205V207H196V205H193L192 206V204H190V203H188V201H187V199H185V198H183V197H181L182 196V191L183 190H185L184 188H183V184H184V182H182V181H179L178 182V184L176 185V183L177 182H175L174 183V181H172L171 182V180L170 179H161V178H159L158 176H156L154 173H152V171H151V169L149 168V169H147V171H146V167H147V165H145V164H142L143 162H142V160H141V156H140V154H138V151H139V153H140V150H141V146H139V147H136L135 149H133L132 150V152H131V154H130V152H129V150L128 149H126V151H124V152H122L121 154H124V155H126V156H128L129 158H128V163H127V165H123L121 162H120V160L118 159V162H120L121 164H118V166H117V164L116 163H118L117 162V159H116V156L118 157V158H120L121 156H120V154H115L116 156H114V153H112V154H109V155H107V157H106V159H108L107 161H106V163L110 166V164H109V162L111 163V168L108 166V165H106L105 167H106V169H105V167L103 168V169H105V170H103L102 168V170H101V172L99 171V169H98V167L97 168H95L96 166L94 165V163H93V161H92V158H91V156H87V155H90L89 154V148H90V146L91 145H96V142H98L99 144H101V145H96L97 147H98V149L99 150H101V149H104V147L106 146L105 144H103V142H101L102 140H101V138H99L98 136H95L96 135V129L97 128H95L96 126H94L92 129V131L91 132H93L95 135H93V133H91V132H89L90 134H88V133H82V132H80L79 134H81V136L76 132V131H74V132H71V128H74V129H77L76 128V125H77V120H78V118H80V117H82L84 120H86V119H88V117H89V119H88V121L90 122V120L91 121H93L94 122V124L96 123V122H98L99 120H100V118H102V115H101V112H102V108H104L105 106H107L105 103H103V99H101V98H104V96H102V97H100V95H101V91L104 89V87H105V89H107V85H106V82L107 81H110L111 79H110V77L109 76H107V75H104L103 77H102V75L100 76H98L97 75V73L95 72V67L93 66V64L95 63V61H96V63L98 62V60H99V62H103L104 61V59H110L111 57L110 56H108V55H106L105 53H104V51L105 50H111L112 51V53H114V56H115V54L117 55V58H119V59H117V61H120L121 59H123L124 58V56H125V60L123 59L122 61H120V62H125V65L127 66L128 64H130V67L128 68V66L127 67H125V68H127L126 69V71L127 72H133V71H139V75H136L135 74V76L132 74V73H129V75L128 76H130V74L131 75H133V76H130L129 78H127L128 76H126V80L127 81H129V82H131V80H132V82L134 81V79H132V77L133 78H137L136 76H138V78L136 79V81L138 80V82H136L135 81V83H139V80L141 79V82L143 83V81H145L144 83H150V85L153 83V82H157V81H161L162 80V78L164 79L165 77H166V72L168 71L169 72V76H167L166 78H168L169 80H171L172 79V76H173V74H174V72H175V69L174 68H170L169 70L167 69V68H165V66L167 67V66H172V58L171 57H164L163 59H158V60H154V61H151V62H146V63H142V61H140L141 59H136V58H131V57H129L128 58V55H126V53H125V55H124V49L129 45L130 46V44H128L127 42H126V40H127V35L126 34H114V35H110V34H107V35H105V36H99L98 35V30H101V29H103V25L106 23L105 21H104V23L102 22V20L100 19V20H94L93 18H92V14H93V12L99 7V5L101 4V2L99 1V0H47ZM70 2V3H69ZM93 4V5H92ZM43 5H45V4H43ZM52 5V6H51ZM31 7V8H30ZM73 8V9H72ZM75 8V9H74ZM71 9V10H70ZM95 9V10H94ZM16 10V11H15ZM74 10V11H73ZM23 11V12H22ZM60 11V12H59ZM91 11V12H90ZM82 12H83V14H82ZM15 13V14H14ZM28 13V14H27ZM76 13V14H75ZM31 14V15H30ZM27 15H29V16H27ZM90 16V18H89V16ZM13 16V17H12ZM31 16V17H30ZM11 17V18H10ZM85 19V21H84V19ZM4 18V19H3ZM15 18V19H14ZM3 19V20H2ZM17 19V20H16ZM66 19V20H65ZM81 19V20H80ZM5 20V21H4ZM8 20V21H7ZM14 20H15V22H14ZM88 20V21H87ZM93 20V23L91 22V21ZM3 22H4V24H3ZM10 22H12V23H10ZM19 22V23H18ZM85 22V23H84ZM30 23V24H29ZM91 23H92V27H91ZM15 26V27H14ZM28 26V27H27ZM7 28H9V30H7ZM11 28V29H10ZM94 28V29H93ZM5 29V30H4ZM13 29V30H12ZM3 30V31H2ZM12 31V32H11ZM89 31V32H88ZM9 32V33H8ZM28 34V35H27ZM30 34V35H29ZM15 35V36H14ZM27 35V36H26ZM10 36V37H9ZM84 36V37H83ZM7 38V39H6ZM20 38V39H19ZM90 38V42L88 43L87 42V39H89ZM242 38H245V36H243ZM12 39V40H11ZM86 39V40H85ZM15 40V41H14ZM108 40V41H107ZM23 41V42H22ZM81 41V42H80ZM89 41V40H88ZM7 42V43H6ZM92 42H94V43H92ZM11 43V44H10ZM88 45H87V44ZM116 43V44H115ZM2 44V45H1ZM6 44L8 45L7 47H6ZM41 44L42 43H38L37 45H35L36 47H39V46H41ZM111 44V45H110ZM115 44V45H114ZM10 45V46H9ZM28 45H29V47H28ZM83 45V46H82ZM90 45V46H89ZM97 46V48H96V46ZM162 45V47H164L165 45L164 44H161ZM99 46V47H98ZM128 46V47H129ZM2 47V48H1ZM3 47H4V49H3ZM10 47V48H9ZM11 47H12V50H11ZM89 47H93L92 49L91 48H89ZM10 49V50H9ZM26 49V50H25ZM114 49H115V52H114ZM7 50L10 52L9 54H8V52H7ZM16 50V51H15ZM82 50V51H81ZM92 50V51H91ZM96 50V51H95ZM121 50V51H120ZM65 51V52H64ZM69 51V52H68ZM77 51V52H76ZM89 51H91V54H93L94 53V55H92L91 56V54L89 53ZM232 51H236V53H237V56H239V55H241L240 53H239V51L240 50H235V49H232ZM12 52V53H11ZM29 52H30V54H29ZM79 52V53H78ZM87 52V53H86ZM93 52V53H92ZM118 52V53H117ZM123 52V53H122ZM152 52V50L151 51H149L147 54H145L146 56H148L150 53ZM25 53V54H24ZM36 53H37V55H36ZM77 53H78V55H77ZM7 54V55H6ZM22 54V55H21ZM88 54V55H87ZM104 54V55H103ZM64 55V56H63ZM73 55V56H72ZM87 55V56H86ZM3 56H5V57H3ZM9 56V57H8ZM11 56H12V58H11ZM20 56L22 57V58H20ZM72 56V57H71ZM74 56H76L75 58H73ZM93 56H94V58H93ZM121 56V57H120ZM28 57V58H27ZM30 57V58H29ZM68 57V58H67ZM84 59H89L88 60V63L89 62H91V60H92V58H93V60H92V62H93V64H88L87 63V61L86 60H84ZM86 57H88V58H86ZM15 58V59H14ZM38 58V59H37ZM78 58H79V60L81 61H79L78 60ZM80 58H82V59H80ZM100 58V59H99ZM127 58V59H126ZM24 61H23V60ZM34 59H35V61H34ZM76 59L78 60V61H76ZM91 59V60H90ZM129 59L132 61V63L134 62V64H133V66H132V64H131V61H129ZM182 59L183 60H187V62H188V64L187 65H185L184 66V64L182 63V65H181V67H180V70H181V74H180V76L182 75V77H179V82H180V85L179 86H177V85H174V84H167L166 85V88H165V86H163V87H159L160 88V90H159V88L158 87H156L157 86V83H153L155 86L153 87V84H152V86H150V87H153L154 88V90L156 91L157 89L159 90H157V92H161V91H163V93H158V96H161L162 98H167V95L166 94H168L169 93V95L173 92V94H171V96L172 95H175V92H176V89H177V94H180V95H178L179 97H180V103H185L186 102V100H187V98H186V100H185V96L187 95V93H188V95L187 96H189V94L191 95V96H193L192 95V93L194 94V91H195V89L196 88H198L199 86H198V84L199 85H201L202 86V84H204V83H206V82H208V79L207 78H205V71H203L202 69H201V67H200V64L199 63H193L192 61H191V56L190 55H184L183 57H182ZM3 60H5L6 62H4L5 64H2V61ZM10 60V61H9ZM30 62H29V61ZM38 60V61H37ZM70 60V61H69ZM82 60H84V61H82ZM128 60V61H127ZM138 60H139V62H138ZM8 61L10 62V63H8ZM18 61V62H17ZM37 61V62H36ZM72 61V62H71ZM24 62H25V65H23L24 64ZM28 62L29 63H32L31 65L32 66H30V64H28ZM126 62L128 63V64H126ZM38 63V64H37ZM81 63V66L80 65H78V64H80ZM86 63V64H85ZM83 64V65H82ZM84 64H85V66H84ZM140 64V65H139ZM149 64V65H148ZM162 64V65H161ZM20 65V66H19ZM28 65V66H27ZM34 65V66H33ZM71 65V66H70ZM164 65V66H163ZM12 66V67H11ZM92 66V67H91ZM143 66V67H142ZM240 66V64H239V62L238 63H234V64H232V66H231V68H233V73H232V75L230 76L231 77V79H233V78H237V76H239V72L238 71H235L234 69H237L238 67ZM19 67V68H18ZM29 67V68H28ZM77 67H78V69H77ZM85 67V68H84ZM90 69H89V68ZM132 67H134V69L132 68ZM136 67H137V69H136ZM147 67H148V70H147ZM21 68V69H20ZM26 68V69H25ZM27 68H28V72H27ZM74 68V69H73ZM138 68H139V70H138ZM142 68H144V71H146V73H145V76H144V72H141L142 71ZM152 70H151V69ZM156 68V69H155ZM17 69V70H16ZM26 71H25V70ZM81 69V70H80ZM87 69L88 70V74H89V76H88V74L86 73V71L85 70ZM136 69V70H135ZM33 70H35V71H33ZM38 70V71H37ZM93 70V71H92ZM129 70V71H128ZM141 70V71H140ZM149 70H151V71H149ZM153 70H157V72L156 71H153ZM11 72L10 73V75H9V72ZM25 71V72H24ZM74 71V72H73ZM76 71V72H75ZM82 71V72H81ZM148 71H149V75H147V73H148ZM159 71H160V73H159ZM4 72H5V74H4ZM30 72V73H29ZM33 72H34V74H33ZM37 72V73H36ZM44 73V75H43V73ZM73 72V73H72ZM90 72V73H89ZM134 72V73H135ZM154 72H156V74L154 73ZM27 73L28 74V78H29V80H27L28 78H25V76L27 75H25V74ZM31 73H32V75H31ZM35 73H36V75H35ZM47 75H46V74ZM86 73V74H85ZM96 73V75H94ZM141 73V74H140ZM153 75H155V77H152V74ZM164 73V74H163ZM172 73V74H171ZM21 74H23V75H21ZM73 74V75H72ZM163 74V75H162ZM58 75V76H57ZM79 77H78V76ZM90 75H91V77H90ZM93 75L95 76V78L93 77ZM147 75V76H146ZM150 75H151V77H150ZM158 75H161L162 76V78H161V76H158ZM200 75V76H199ZM30 76H32V80H31V77ZM35 76V77H34ZM36 76H38V77H36ZM41 76H43V77H41ZM84 76H86V77H84ZM142 76V77H141ZM150 77V79H152V80H150V79H148L149 77ZM47 77H48V79H47ZM109 77V78H108ZM141 77V78H140ZM146 77V78H145ZM160 77V78H159ZM171 77V78H170ZM76 78H78V80L76 79ZM97 78H99L100 79V81H99V79L98 80H95V79H97ZM103 78L105 79V81H103ZM140 78V79H139ZM153 78H155L154 79V81H153ZM157 78V79H156ZM159 78V79H158ZM180 78H182V79H180ZM6 79V80H5ZM42 79V80H41ZM52 79V80H51ZM58 79H60L59 81H58ZM79 79H80V81H79ZM102 79V80H101ZM144 79V80H143ZM147 79L149 80V81H147ZM28 82H27V81ZM50 80V81H49ZM93 80V81H92ZM156 80V81H155ZM199 80V81H198ZM6 81V82H5ZM13 81V82H12ZM52 81H53V83H52ZM89 81V82H88ZM96 81H98V83L96 82ZM102 81V82H101ZM153 81V82H152ZM194 81H196V83L194 82ZM201 81V82H200ZM12 82V83H11ZM50 82V83H49ZM80 82H82V83H80ZM85 82V83H84ZM91 82V83H90ZM94 82L95 83H97V84H94ZM105 82V83H104ZM40 83H41V85H40ZM47 83V84H46ZM57 83H59V84H57ZM100 83L102 84V85H104V87H102V85L100 86ZM141 83V84H142ZM159 83V82H158ZM45 84H46V86H45ZM50 85V87H49V85ZM87 86H86V85ZM90 86H89V85ZM99 84V85H98ZM195 84V85H194ZM6 85V86H5ZM14 85V86H13ZM22 85H23V87H22ZM45 86V88H44V86ZM97 85V86H96ZM143 85H146V84H143ZM148 85V84H147ZM146 85V86H147ZM171 85V86H170ZM192 85H193V87H192ZM16 86V87H15ZM30 86H32V87H30ZM37 86V87H36ZM57 86H59L58 88H57ZM86 86V87H85ZM149 86V85H148ZM178 88H177V87ZM198 86V87H197ZM33 87H35V88H33ZM88 87H91L92 88V92L94 93V92H96V91H98V93L96 92V93H94V94H92L90 97H94V96H96V97H94V99H96V100H94V99H92V98H88L89 96L87 95L88 94V92L89 91H91V88L89 89ZM94 87V88H93ZM101 87V88H100ZM169 87H170V89H169ZM175 87V88H174ZM182 88L183 87V89L185 90H183V92L181 91V90H179L180 88ZM42 88V89H41ZM88 88V89H87ZM102 89L101 91L99 90V89ZM162 88H164V89H162ZM173 88V89H172ZM193 88V89H192ZM59 89V90H58ZM81 89V90H80ZM96 89V90H95ZM105 89L103 90V91H105ZM162 89V90H161ZM166 89V91H164ZM171 89H172V91H171ZM191 89H192V92H191ZM35 90V91H34ZM43 90V91H42ZM170 90V91H169ZM174 90H175V92H174ZM206 89H204V91H205ZM210 90V89H209ZM4 91V94L2 93ZM6 91V92H5ZM31 91H32V93L33 92H35L34 94H32L31 93ZM38 93H37V92ZM52 91V92H51ZM100 91V92H99ZM102 91V92H103ZM47 92V93H46ZM76 92V91H75ZM165 92H168V93H165ZM171 92V93H170ZM49 93V94H48ZM155 94H156V92H154ZM184 93H185V95H184ZM204 93V94H203ZM202 93V97L200 96V95H198V97L196 98V103H197V105H198V108H205L206 110H207V106H209V108H208V110H209V112L210 113H208V115H207V112H208V110L206 111V110H204L203 111V113L205 114H203L202 113V115L200 116L201 118H202V120L205 122V118H206V121L208 120V118L210 119V121H209V123H213V122H215V121H217V120H215L214 118H215V116H217V119H218V121L216 122V125L215 124H213L215 127H217L218 129H216V131H218V130H220L221 131V129H219V127H220V125L223 123V122H225L227 119L225 118L226 117V115H225V113H224V111L222 110V112H221V108L222 107H220V106H215V107H219L218 109L220 110H218V109H216L215 107L214 108H211L210 109V107L211 106H213V105H215L216 104V100H217V98L215 97V96H213V93H212V91L210 90L209 92H208V90H207V92L206 93H209L210 95H208V94H206L205 92H203ZM7 94V95H6ZM38 94H40V95H38ZM43 94H44V96H43ZM60 94V95H59ZM160 94V95H159ZM164 95V96H162V95ZM184 96H183V95ZM206 94V95H205ZM35 97H34V96ZM73 95V96H72ZM79 95V96H78ZM81 95H86V100H85V98H84V100H80L79 99V101H78V99L77 98H79ZM98 95V96H97ZM166 95V96H165ZM170 96V97H171ZM183 96V97H182ZM190 96V97H191ZM207 96V97H206ZM26 97V98H25ZM30 97V98H29ZM34 98V99H32V98ZM65 97V98H64ZM97 97H98V99H97ZM169 97V96H168ZM189 97V98H190ZM201 97V98H200ZM213 97V98H212ZM6 98V99H5ZM41 98V100H39ZM44 98V99H43ZM47 98V99H46ZM68 98V99H67ZM182 98V99H181ZM183 98H184V100H183ZM2 99V100H1ZM37 99V100H36ZM55 101H54V100ZM39 100V101H38ZM93 100V101H92ZM199 100V101H198ZM214 100V101H213ZM18 101V102H17ZM29 101V102H28ZM33 101H34V103H33ZM41 101V102H40ZM50 101V102H49ZM53 101V102H52ZM63 101V102H62ZM70 103H68V102ZM77 101V102H76ZM80 101H82L81 103H80ZM90 101H92V103L93 104H91L92 106L89 108V106H90ZM95 102V103H94ZM210 102V103H209ZM36 103V106H34V104ZM54 103H56V110L55 111H53L52 110V106L51 105H53ZM77 103V104H76ZM97 103H99V104H97ZM102 103V104H101ZM13 104H14V107H13ZM37 104H39L40 105V108H43L42 109V111H41V109L39 108V106L37 107ZM44 104H46V105H44ZM64 104V105H63ZM103 104H105V106L104 107H102L101 105H103ZM211 104V105H210ZM19 106V107H16V106ZM59 105V106H58ZM95 105V106H94ZM204 105V106H203ZM43 106H45V107H43ZM181 106L182 105H179V107H178V109H177V111H176V113L178 114V115H180V117L182 118L183 117V115H184V117L183 118H193V117H195V114L194 113H192L191 111H190V109L191 108H186L185 107V105H183L184 107H182V109H181ZM35 107H36V110H34L35 109ZM49 107V108H48ZM51 107V108H50ZM88 107V108H87ZM93 107V108H92ZM197 107V106H196ZM2 108V109H1ZM5 108H6V110H5ZM11 108V109H10ZM37 108H38V113H37ZM45 108V109H44ZM63 108H64V110H63ZM66 108H67V110H68V112L66 113L65 111H66ZM74 108V110H72ZM96 108V109H95ZM97 108H99L98 110H97ZM148 108V107H147ZM146 108V109H147ZM150 108V107H149ZM17 109V110H16ZM30 109V110H29ZM86 109V110H85ZM89 109H91V111L89 110ZM95 109V110H94ZM168 109L170 110V108H169V106H168ZM197 109V108H196ZM13 110H14V112H13ZM16 110V111H15ZM28 110V111H27ZM148 110V109H147ZM147 110H146V112H147ZM186 110L188 111V112H186ZM214 110V111H213ZM216 110V111H215ZM218 110V111H217ZM39 111H41V113H39ZM90 111V112H89ZM99 111H100V113H99ZM148 111H150V113H148L149 114V116H150V114H152L151 112V110L149 109ZM183 111L185 112V113H183ZM4 112V113H3ZM9 112V113H8ZM19 112V113H18ZM22 112V113H21ZM36 112V113H35ZM45 114H44V113ZM75 114H74V113ZM95 112V113H94ZM213 112V114H211ZM218 112V114H216ZM220 112V113H219ZM29 113V114H28ZM42 113H43V115H42ZM50 113V114H49ZM97 113H98V115H97ZM188 113H189V115H190V113H191V115L188 117ZM222 113V115H220ZM36 114H38V115H36ZM52 114V115H51ZM54 114V115H53ZM73 114H74V116H73ZM88 114V115H87ZM147 114V113H146ZM181 114H183V115H181ZM187 114V117L185 116ZM211 114V115H210ZM216 114V115H215ZM7 115V116H6ZM14 115H16V117L14 116ZM40 115H42V117L43 118H41V116ZM48 115V116H47ZM84 115V116H83ZM92 117H91V116ZM213 115H214V117H213ZM7 118H6V117ZM20 116V117H19ZM38 116H39V118H38ZM87 118H86V117ZM95 116H96V118H95ZM148 116V115H147ZM207 116H209V117H207ZM5 117V118H4ZM11 117V118H10ZM49 117H50V121L51 122H49ZM52 117H56V118H52ZM14 118H16V119H18L19 121H17L16 119H14ZM20 118V119H19ZM22 118V119H21ZM40 118H41V120L42 119H45L46 118V120H42L43 122H41L40 121ZM86 118V119H85ZM92 118V119H91ZM204 118V119H203ZM224 118V119H223ZM8 119V120H7ZM13 119V120H12ZM31 119V120H30ZM53 119V120H52ZM71 119V120H70ZM97 119V120H96ZM5 120V121H4ZM14 120H16V123H15V121ZM39 120V121H38ZM60 122H59V121ZM212 120H214V121H212ZM2 121H4V123H6V125L2 122ZM26 121H28V122H26ZM49 123H48V122ZM53 121V122H52ZM222 121V122H221ZM18 122V123H17ZM23 122V123H22ZM39 122V123H38ZM45 122V123H44ZM47 122V123H46ZM93 122H91V123H93ZM220 124H219V123ZM4 125H3V124ZM19 123L21 124V125H19ZM29 123V124H28ZM42 123H43V125L44 124H47V125H45V127H44V130L47 132V130H49L47 133L46 132H43L44 130L42 129L43 127H41L42 126ZM55 123H56V125H55ZM107 123V122H106ZM205 123H208V122H205ZM37 124H38V126H37ZM59 124V125H58ZM219 124V125H218ZM49 125V126H48ZM64 125H66V126H64ZM75 125V126H74ZM19 126V127H18ZM25 126H27V127H25ZM31 128V130L32 131H34L33 133H35L34 134V136H33V133H32V131H30V129H29V127ZM52 126H54V127H52ZM73 126V127H72ZM219 126V127H218ZM8 127V128H7ZM21 127L23 128V129H21ZM37 127V128H36ZM48 127V128H47ZM50 127V128H49ZM59 127V128H58ZM61 127H65V129H60ZM26 128V129H25ZM46 128H47V130H46ZM56 128V129H55ZM10 129H11V131H10ZM17 129H18V131H17ZM20 129V130H19ZM37 129H38V131L40 132V133H37L38 131H37ZM58 129H59V131H58ZM66 129H68V130H66ZM13 130V131H12ZM16 130V131H15ZM52 130V131H51ZM60 130H61V133L63 134V135H65V140H66V142L63 144L64 146H69L70 148H72V150H74V152H72L70 155H69V158H70V160H72L71 159V157L72 158H74L73 159V161H69V162H71V163H69L68 165H69V167L71 168H69L68 166H66V167H64L63 169L62 168H57V169H53L52 167H53V165H54V162L55 161H57V159H58V157H57V154H56V142H57V139H59L61 136H62V134L60 133ZM62 130H65V131H62ZM98 131H99V127H98V129H97ZM19 131H20V133H19ZM22 131H24V132H22ZM29 131L32 133H29ZM57 131V132H56ZM215 131V130H214ZM213 131V132H214ZM216 131H215V133H216ZM1 132H3V134H1ZM13 132V133H12ZM59 132V133H58ZM213 132L211 133V134H201L198 138H201V139H203V138H205V137H208V136H210V137H214V134H213ZM51 133H52V135H51ZM66 133V134H65ZM15 134H17V137H15L14 135ZM40 134V135H39ZM46 134V135H45ZM61 134V135H60ZM70 134V135H69ZM74 134H76V135H74ZM93 135V137L94 138H92V135ZM216 134H219L218 132L216 133ZM216 134H215V139H217L216 138ZM254 133H251V134H248V138H246L247 136H243L242 137V135H239V136H241L240 137V141L242 142L243 141V139L242 138H246V140H244V142H242L243 144H245V147L243 148V147H241V149L245 152V148H246V152H245V154H251L252 153V149H251V146H253V142L255 141V139L256 138H253L254 137V135H253ZM6 136V137H4V136ZM36 135H37V137H36ZM40 137H39V136ZM47 137V138H45V136ZM48 135V136H47ZM59 135V136H58ZM78 135V136H77ZM244 135V134H243ZM251 135V136H250ZM9 136L11 137V138H9ZM12 136H14V137H12ZM29 136V137H28ZM54 136V137H53ZM70 136V137H69ZM73 137V139H72V137ZM75 136V137H74ZM85 138V140H84V138ZM219 136H220V134H219ZM239 136H237V138H239ZM9 139H8V138ZM34 137V138H33ZM36 137V138H35ZM41 137H43V138H41ZM59 137V138H58ZM81 137L83 138V140H81ZM88 139H87V138ZM97 137V138H96ZM6 138V139H5ZM13 138V139H12ZM31 138V139H30ZM39 138H40V141H39ZM69 138H71V139H69ZM77 138V140H76V142L75 143H77L76 145H75V143H74V139H76ZM79 138V139H78ZM220 138H221V136H220ZM219 137H218V139H220ZM236 138V142H237V145L236 146H238L241 142H239V139H237ZM15 139V140H14ZM23 139H24V142H23ZM37 141H36V140ZM42 139V140H41ZM46 139V140H45ZM91 139H94V142H93V144L91 143H89V142H91V141H93V140H91ZM100 139V140H99ZM13 140V141H12ZM69 140V141H68ZM71 140V141H70ZM89 140V141H88ZM91 140V141H90ZM250 140H251V142H250ZM21 141V142H20ZM36 141V142H35ZM44 141H45V143H44ZM51 141V142H50ZM73 141V142H72ZM83 141V142H82ZM88 141V142H87ZM96 141V142H95ZM17 142V143H16ZM29 142V143H28ZM70 142H71V144H70ZM79 142H81V143H84V144H86V145H84V147H83V144H81V143H79ZM215 142H216V140H215ZM249 142H250V144H249ZM21 143V144H20ZM32 143H33V145H32ZM41 145H40V144ZM55 143V145H53L52 146V144H54ZM15 144V145H14ZM23 144V145H22ZM34 144H35V146H34ZM43 144L45 145L44 147H43ZM47 144V145H46ZM248 144H249V146H250V150L248 149ZM31 145V146H30ZM38 145V146H37ZM79 147H78V146ZM104 147H103V146ZM29 146H30V149H29ZM76 146H77V148H76ZM125 146H127V143H125ZM240 146V145H239ZM238 146V147H239ZM21 147V148H20ZM32 147H33V149H32ZM35 147V148H34ZM49 147V148H48ZM80 147H82V148H80ZM103 147V148H102ZM74 148H76V149H74ZM35 149V150H34ZM49 149V150H48ZM54 149V150H53ZM79 149V150H78ZM84 149H87V150H84V151H87V152H84L83 150ZM136 149H137V151H136ZM249 151H248V150ZM254 149L256 150V147H254ZM8 150H9V152H8ZM21 150V151H20ZM23 150V151H22ZM40 150H41V152L43 153V151L45 152L44 154H47V155H44V154H42L41 153V155L43 156L42 158L40 157ZM81 150V151H80ZM136 151V153H135V151ZM254 150V151H255ZM257 150H258V148H257ZM257 150L255 151V152H257ZM33 151V152H32ZM34 151H36V152H34ZM234 151H238V149H234V150H231V152L233 153ZM243 151H242V153H243ZM247 151L249 152V153H247ZM253 151V152H254ZM38 152V153H37ZM50 152V153H49ZM76 152V153H75ZM236 152H234V153H236ZM253 153V155L255 154V156H256V153ZM4 153V154H3ZM79 153H81V154H79ZM82 153H83V156H80L79 157V155H82ZM87 154L86 156L84 155V154ZM27 154V155H26ZM50 154H52V155H50ZM56 154V155H55ZM73 154V155H72ZM244 154V153H243ZM258 154V153H257ZM30 155V156H29ZM113 155V156H112ZM194 155L195 154H193V155H191L190 156V158H192V156H193V158H194ZM252 155V157H254ZM3 156V157H2ZM35 158H34V157ZM36 156H37V159H36ZM38 156H39V158H38ZM48 156V157H47ZM54 156V157H53ZM76 156H78V157H76ZM113 157L112 159H113V162H111V159H109V158H111V157ZM132 156V157H131ZM140 156V157H139ZM246 155H244L243 157H245ZM248 156V155H247ZM246 156V157H247ZM4 157H6V158H4ZM28 157V159H26ZM82 157H84V158H82ZM109 157V158H108ZM130 157H131V160H132V162H131V160H129L130 159ZM245 157V158H246ZM250 157L251 156H249L248 157V159L247 160H251L250 159ZM257 157V156H256ZM258 157H259V154H258ZM10 158V159H9ZM33 158V159H32ZM41 158V159H40ZM44 158V159H43ZM82 160H80V159ZM137 158H138V160H137ZM195 158H197V159H192V160H190V161H192V162H190L189 164H192V165H189V167L187 168V170H191V171H196V169L198 170V169H200V164L199 163H197V162H199V160H198V158L199 157H196V155H195ZM7 159V162L5 163V160ZM8 159H9V163H8ZM17 159V160H16ZM139 159L141 160V161H139ZM26 160V161H25ZM36 160V161H35ZM39 160V161H38ZM78 160H80L81 162H79ZM86 160H88L87 162H86ZM110 160V161H109ZM137 160V161H136ZM256 159L254 158V162H256L257 161V166L258 167H261V166H259L261 163L262 164H264V161L262 160V159H260V160H256ZM261 160H262V162H261ZM12 161H13V163H12ZM30 162L31 164H33V165H31L30 166V163H28V162ZM35 162V164H34V162ZM42 161H45L44 163H43V165H42ZM53 161V162H52ZM76 161V162H75ZM86 163H85V162ZM194 161H196L195 163H194ZM258 161H260L259 162V164H258ZM23 162V163H22ZM39 162V163H38ZM75 162V163H74ZM91 164H90V163ZM114 162H115V164H114ZM134 162V163H133ZM139 162V163H138ZM251 162V161H250ZM252 162H253V160H252ZM10 163H12V164H10ZM15 163V164H14ZM17 163V164H16ZM25 163V164H24ZM50 163V164H49ZM52 163V164H51ZM73 163H74V165H73ZM80 163V164H79ZM88 163V164H87ZM132 163V164H131ZM27 164V165H26ZM28 164H29V168H28ZM37 164V165H36ZM38 164H39V167H40V170L39 171H37L38 169H39V167H37V170H36V166H38ZM40 164H41V166H40ZM137 164V165H136ZM256 164V163H255ZM254 164V165H255ZM4 165V166H3ZM9 165H10V167H9ZM13 165V166H12ZM24 165V166H23ZM36 165V166H35ZM82 165V166H81ZM121 165V168L119 167ZM123 165V166H122ZM132 166L133 165V167H138V169L137 168H134V171L136 170H140V169H143L141 172H139V171H133V167H130V166ZM134 165H136V166H134ZM142 165H145V166H143L142 167ZM32 166H34L35 167V170L33 169V167ZM78 166V167H77ZM84 166H86L88 169H86ZM92 166H94V168L93 169H91L92 168ZM117 166V167H116ZM140 166H141V168H140ZM194 166H196V168H194ZM18 167V168H17ZM68 167V168H67ZM74 167V168H73ZM81 169H80V168ZM91 167V168H90ZM119 167V168H118ZM125 167V168H124ZM126 167H127V169H126ZM221 167V166H220ZM256 167V166H255ZM256 168V170L257 171H259V169H260V172L262 171V173L264 172V169L262 168V167H264L263 165H262V167L261 168ZM16 168V169H15ZM25 168H27V169H31L30 171L32 172V173H30V172H28V170L27 169H25ZM76 168V169H75ZM109 168H110V170H109ZM129 168H131V169H129ZM202 168V167H201ZM23 169V170H22ZM25 169V170H24ZM41 169L44 171H41ZM78 169H80V171L78 170ZM110 171H108V170ZM114 170V171H112V170ZM118 169H119V171L121 170L122 172H119L118 171ZM126 169V170H125ZM203 169V168H202ZM222 169H223V167H222ZM7 170V171H6ZM18 170V171H17ZM20 170H22L21 171V173H20V175L18 174L19 172H20ZM27 170V171H26ZM54 170V171H53ZM62 170H64V172H62ZM69 170H71V171H69ZM73 170H74V173H71V172H73ZM93 170V171H92ZM94 170H96V171H94ZM107 170V171H106ZM117 170V171H116ZM127 170H128V173H127ZM130 170H132V172H130ZM148 170H150V172L152 173V175H153V180H152V175H150L151 173L149 172L148 173ZM201 170V169H200ZM220 170H221V168H220ZM255 170V171H256ZM2 171V172H1ZM49 171V172H48ZM66 171V172H65ZM76 171V172H75ZM78 171H79V173H78ZM88 171V172H87ZM90 171L92 172L91 174H90ZM116 171V173H117V175L116 176H120V175H118L119 173L121 174H123V175H125V176H123V175H121L120 176V178L121 179H116V177H115V175H113V172H115ZM144 171H146V174H148V175H146L145 173H143L144 174V176H145V179H144V176H143V174L141 175V173L142 172H144ZM222 171V170H221ZM254 171V175L257 173V174H259L257 171L255 172ZM27 173V174H25V173ZM42 174H44L43 176H41V173ZM102 174V175H107L106 177H107V181H108V179H109V182H106V177L104 176V178H105V183L104 182H99L100 180L99 179H101L103 176L102 175H100V173ZM127 173V174H125V173ZM222 172H224V171H222ZM226 172V171H225ZM7 173V174H6ZM16 173V174H15ZM23 173V174H22ZM51 173H52V175H51ZM62 173V174H61ZM78 173V174H77ZM98 173V174H97ZM106 173H109V174H106ZM110 173L112 174V175H110ZM133 173H134V178H131V177H133ZM136 173L138 174V176H136ZM228 173V172H227ZM262 173H260L259 175H261ZM1 174H3V175H1ZM14 174V175H13ZM31 174L32 175V177H31V175L29 176V175ZM55 174V175H54ZM59 174H61V175H59ZM77 174V175H76ZM79 174H81V176H82V178L80 177V175ZM83 174V175H82ZM90 176H88V175ZM92 174H94V175H92ZM97 174V175H96ZM128 174H132V175H128ZM257 174L255 175V178H256V176H257ZM264 174V173H263ZM12 175V176H11ZM22 175V177H20ZM34 175V176H33ZM36 175V176H35ZM37 175H38V177H41L40 178V181H37V180H39V178L37 177ZM51 175V176H50ZM65 175H67V176H65ZM71 175V176H70ZM73 175V176H72ZM86 175H87V177H86ZM96 175V176H95ZM100 175V177L101 178H99V177H97V176H99ZM110 175V176H109ZM157 177H155V176ZM10 176L12 177V178H10ZM19 176V177H18ZM26 176V177H25ZM47 178H46V177ZM63 176V177H62ZM85 176V177H84ZM112 176V177H111ZM129 178H128V177ZM8 177V178H7ZM15 177V178H14ZM23 177H25V178H23ZM28 177V178H27ZM35 177H36V179H35ZM56 177V178H55ZM60 177V178H59ZM64 177H68L67 179H65ZM78 177V178H77ZM115 177V178H114ZM126 177V179H124ZM137 177V178H136ZM142 177V178H141ZM148 177V178H147ZM150 177V178H149ZM202 177V180L204 181V178H203V176H201ZM201 177H199L198 178V180L201 178ZM205 177V176H204ZM19 178H20V180H21V182L19 181ZM58 178H59V180H58ZM62 178H64V181H62L63 179ZM92 178V179H91ZM95 178H96V180H95ZM99 178V179H98ZM110 178H111V180L113 181H111L110 180ZM114 178V179H113ZM130 179L131 181H129L128 179ZM137 179V182H138V184L140 185V186H137L138 184H137V182H136V179ZM139 178V179H138ZM141 178V179H140ZM154 178L156 179V180H154ZM4 179V180H3ZM6 179V180H5ZM12 179V180H11ZM23 179L25 180V182H23ZM27 179V180H26ZM35 179V180H34ZM42 179V180H41ZM62 179V180H61ZM76 179V180H75ZM80 179V180H79ZM84 181H83V180ZM90 179V180H89ZM98 179V180H97ZM118 180V183H117V181L116 180ZM132 179H134V180H132ZM142 179H144V180H142ZM243 179H245L244 181H243ZM250 179H251V181H250ZM9 180V181H8ZM15 180H16V183L17 184H15ZM66 180V181H65ZM71 180V181H70ZM72 180H74V181H72ZM79 181V184H78V181ZM122 180V181H121ZM125 180V181H124ZM127 180H128V182H127ZM148 180V181H147ZM159 180V181H158ZM253 180V181H252ZM264 180V179H263ZM4 181V182H3ZM12 183H11V182ZM28 181V182H27ZM37 181V182H36ZM46 181V182H45ZM55 182V186L56 187H53L54 186V182ZM58 181H59V183H58ZM61 181V182H60ZM82 181V182H81ZM90 181H93L92 182V184H89V185H91V186H89L88 185V183H90ZM97 183H96V182ZM121 181V182H120ZM132 181H135V182H133V183H135V184H137V185H135L134 184V186L135 187H133V185H132V189H133V191H135L136 190V192L138 191V194H139V192L140 191H143V192H146V191H148V192H146V193H148V194H146L147 196V198H148V200L150 199V203H149V201L147 200V198H145V195L143 196V192L141 193L140 192V194H141V196H140V194H139V197L137 196L138 194L137 193H135V192H132V189H131V183H132ZM142 181V182H141ZM151 181H153V182H151ZM155 181H156V183H155ZM163 181V183L161 184V182ZM165 181H166V183H165ZM242 181L244 182V184L242 183ZM1 182H2V184H1ZM9 182V183H8ZM31 182H33V183H31ZM35 182V183H34ZM63 182V183H62ZM65 182V183H64ZM66 182H67V184H66ZM81 182V183H80ZM87 182V183H86ZM112 182V183H111ZM116 182V183H115ZM119 182H120V184H119ZM124 182V183H123ZM130 182V183H129ZM141 182V183H140ZM143 182H146V184H147V186H145V183H143ZM169 182V183H168ZM202 181L201 180H199V185L197 184V187L199 186V188H201V186L202 185H204V183L202 184L201 183ZM238 182V183H237ZM251 182H253L254 183V185H253V183L251 184ZM262 182H264V181H262ZM261 182V183H262ZM20 183H21V185H20ZM23 183H25V185L23 184ZM33 184V186L35 187V188H33V186H31V184ZM51 183V184H50ZM53 183V184H52ZM62 183V184H61ZM84 183V184H83ZM85 183H86V185H85ZM96 183V184H95ZM101 183V184H100ZM108 183V184H107ZM124 184L123 186H121V184ZM126 183V184H125ZM132 183V184H133ZM155 183V184H154ZM160 183V184H159ZM173 184V185H171V187L170 186H168V184ZM243 184L244 186L242 187V185H238V184ZM8 184H10V185H8ZM13 184V185H12ZM29 186H28V185ZM47 184V185H46ZM59 184L61 185V186H59ZM66 184V185H65ZM83 184V185H82ZM94 184V185H93ZM100 184V185H99ZM111 184H113V185H111ZM117 184V185H116ZM119 184V185H118ZM142 184V185H141ZM143 184H144V187H142L143 186ZM151 184V185H150ZM152 184H153V186L155 185L156 187H153L152 188ZM156 184H158V185H156ZM258 184V183H257ZM256 184V185H257ZM7 185V186H6ZM13 187H12V186ZM41 185V186H40ZM53 185V186H52ZM76 185V186H75ZM93 185V186H92ZM95 185H97L96 187H95ZM103 185V186H102ZM106 185V186H105ZM114 185H116V186H114ZM129 186V187H124V186ZM149 185H150V187L151 188H149ZM161 185H163V186H161ZM166 187H165V186ZM185 185V184H184ZM238 185V186H237ZM251 185H253V186H251ZM7 188H6V187ZM22 186H24L25 187V190L26 191H24L23 189H24V187H22ZM53 187V189H52V187ZM67 186H68V188H67ZM70 186H71V188H70ZM81 186H84V187H81ZM87 186V187H86ZM89 186V187H88ZM103 188V189H105V190H107V191H105V190H103L101 187ZM108 186V187H107ZM111 186V187H110ZM113 186H114V188H113ZM136 186H137V188H136ZM161 186V189H163L165 192H167V197H166V199L165 198H163L162 196L161 197H158V194H155L156 192H157V189L159 188ZM247 186V187H246ZM251 186V187H250ZM16 187V188H15ZM31 189H30V188ZM42 187H43V189H42ZM46 187V189H44ZM50 187V188H49ZM57 187H59L58 189H56ZM61 187V188H60ZM77 187V188H76ZM80 187V188H79ZM91 187H94V188H91ZM99 189H101V190H99ZM110 187V188H109ZM117 187H119V188H117ZM125 188V190H127L128 191V193H126V192H123L122 190ZM142 187V189H140ZM146 187L148 188V190L146 189ZM158 187V188H157ZM164 187V188H163ZM174 187V188H173ZM176 187H177V189H176ZM180 187H182V188H180ZM186 187V186H185ZM9 188H11V189H13V190H11V189H9ZM14 188H15V190H16V192H15V194H13V192H14ZM39 188V189H38ZM67 188V189H66ZM74 188H76V189H74ZM87 188V189H86ZM89 188V189H88ZM136 188V189H135ZM203 188V187H202ZM201 188V189H202ZM240 190H239V189ZM47 189H48V191L49 192H53V193H49L48 191H47ZM52 191H51V190ZM63 189H65V190H63V192H62V190ZM81 190V192L82 193H77V192H80V190ZM86 189V192H84V190ZM91 189V190H90ZM93 189V190H92ZM113 189V190H112ZM117 189V190H116ZM121 189V190H120ZM139 189H140V191H139ZM146 189V190H145ZM152 189V190H151ZM172 189V190H171ZM173 189H175V190H173ZM179 189V190H178ZM198 189V188H197ZM201 189H199V191L201 190ZM250 189V190H249ZM4 190V191H3ZM18 190H19V192H18ZM55 190H56V192H55ZM61 191L60 193L58 192V191ZM72 190H75V191H72ZM79 190V191H78ZM97 190V191H96ZM119 190V191H118ZM124 190V191H125ZM156 192H155V191ZM241 190H243L244 191V193H246V194H243V191H241ZM31 191V192H30ZM48 192V193H46V192ZM65 191V192H64ZM70 193H69V192ZM72 191V192H71ZM92 193H90V192ZM96 192V193H94V192ZM101 191H104V193L102 192L101 193ZM116 191L118 192V193H116ZM151 191V193H150V195L152 194V196H150L149 195V192ZM155 192V193H153V192ZM172 192V194H171V192ZM175 191V192H174ZM181 194H179L178 192ZM240 191V192H239ZM4 192V193H3ZM7 193V195H6V193ZM22 192V193H21ZM68 192V193H67ZM98 192V193H97ZM126 193L125 194V196L127 195V197L126 198H128V199H126V198H122L121 200H119V198H121L122 196H123V193ZM129 192H132L133 193V195H131L132 193H129ZM168 192H170V193H168ZM237 192H239V193H242L241 195L239 194V193H237ZM9 193V194H8ZM11 193V194H10ZM17 193V194H16ZM43 193V194H42ZM78 194V195H76L77 197L78 196H80V197H78V200H79V202H78V200H77V197H75V195H73V194ZM88 194L89 196H87L89 199H87V197H82V196H84V195H81V194ZM102 195H101V194ZM106 193V194H105ZM120 193H122V194H120ZM174 193H175V196H174ZM49 194V195H48ZM54 194H55V198L53 197L54 196ZM69 194H71V195H69ZM86 194H85V196H86ZM92 196H91V195ZM98 194V195H97ZM99 194H100V196H99ZM118 194H120V195H118ZM136 194V196H135V198H134V195ZM178 194V195H177ZM250 194H252L253 196H251ZM9 195V196H8ZM11 195V196H10ZM14 195V196H13ZM17 195V196H16ZM47 195L48 196H51L52 195V197L53 198H46L47 197ZM64 195V196H63ZM94 195V196H93ZM105 195V196H104ZM110 195H111V197H110ZM113 195V196H112ZM130 196V199H129V196ZM155 195V196H154ZM239 195V196H238ZM242 195H245V197L244 196H242ZM34 196H35V198H36V200L34 199ZM57 196H58V198H57ZM69 196V197H68ZM71 196V197H70ZM98 198H96V197ZM102 196H104L103 197V199H105V201L102 199ZM107 196H108V198H107ZM118 196V197H117ZM160 196V195H159ZM240 196H242L243 198H245V199H242V197H240ZM6 197V198H5ZM9 197V198H8ZM16 197V198H15ZM39 197V198H38ZM95 197V198H94ZM136 197H137V199L138 198H140V199H138V200H134V199H136ZM142 197V198H141ZM169 197V199L170 200H172V201H169L167 198ZM181 197V198H180ZM232 197H234V199L232 198ZM239 197V198H238ZM253 197V198H252ZM256 197V198H255ZM7 200L8 199V201H6L5 199ZM25 198V199H24ZM27 198H29L28 200H27ZM32 198V199H31ZM49 201H47L46 199ZM66 198L68 199H70V200H66ZM112 198H113V200H112ZM145 198V199H144ZM153 198H155L156 200H154ZM250 198V199H249ZM253 200H252V199ZM2 199H4V200H2ZM12 199H17V201H16V208H17V210H18V208H19V210L17 211L16 209H15V211H13V210H11L12 209V206H13V204H12ZM24 199V200H23ZM54 199V201H50V200H53ZM63 199H65L64 201H62ZM76 200V202H78V204H76V202H75V204H73L72 205V203L74 202L73 200ZM97 199V200H96ZM111 200V201H109V200ZM160 199V200H159ZM162 199V200H161ZM239 199H241V201L239 200ZM259 199H260V201H259ZM58 200V201H57ZM87 201V203H86V201ZM89 200H90V202H89ZM96 200V201H95ZM117 200H119L118 202H119V204H118V202H116ZM129 201L130 202V204L132 205V204H134V208H133V205H132V207H131V205L129 204V202H126V201ZM132 202H131V201ZM139 200H140V203H139ZM147 200V201H146ZM153 200V201H152ZM166 200V201H165ZM167 200H168V202H169V205L167 204L168 202H167ZM244 202H243V201ZM253 201V202H251V201ZM257 200L259 201V202H257ZM1 201L3 202V201H6V202H3L4 204L6 203L7 205V207H5V206H3L4 204L2 203L1 204ZM11 203H10V202ZM27 201V202H26ZM30 201V202H29ZM39 201H40V203H39ZM70 201V202H69ZM85 202L86 204H88L87 205V207L86 206H84L85 204L83 203V205H82V202ZM97 201H99V202H97ZM103 201V202H102ZM107 201V202H106ZM110 203H109V202ZM115 203H117V206H118V208L116 209V211L121 207V205H123V207L124 206H126L127 205V203H128V205L123 209V207H121L119 210L121 211H119L120 213H123L122 215L124 216V214L126 213L127 214V212H128V214L127 215H125L124 217H126V218H122L123 216L122 215H117L118 214V212H116V215L118 216H116L115 215V207H117L116 206V203L114 204L113 202ZM122 201V202H121ZM124 201L126 202V205L124 204ZM133 201H135V203L137 204H135ZM159 201V202H158ZM160 201H162V203L160 202ZM185 201H186V203H185ZM231 201H232V203H231ZM9 202V203H8ZM64 203V205L66 206H64V207H62V204H61V206L59 205V203ZM67 202V203H66ZM93 202H96V203H94L95 204V206H94V204H93ZM143 202V203H142ZM147 202V203H146ZM184 202V203H183ZM207 202V203H206ZM20 203V204H19ZM27 203H28V205H27ZM31 203H34V204H31ZM36 203H37V205H36ZM44 203H45V205H44ZM46 203H49V204H47L46 205ZM53 203V204H52ZM79 203H80V205H79ZM103 203H108V205L110 206V204H111V206L109 207L107 204H103ZM113 203V204H112ZM150 205H149V204ZM173 203V204H172ZM204 203V204H203ZM233 205H231V204ZM241 203V204H240ZM10 204V205H9ZM21 204H23V205H21ZM26 204V205H25ZM40 204H41V206L42 207H39L40 206ZM51 204V205H50ZM54 204H55V206H54ZM56 204H57V206H56ZM98 204V205H97ZM100 204V205H99ZM103 204V205H102ZM143 204V205H142ZM153 204V205H152ZM161 204H162V206H164L163 208H162V206H161ZM174 204L177 206H174ZM179 204H181V205H183V206H179ZM187 204H189V206L187 205ZM202 204V205H201ZM206 204V205H205ZM209 204V205H208ZM250 204H252L251 206H250ZM254 204V205H253ZM256 204V205H255ZM20 205V206H19ZM34 207V209L32 208V206ZM44 205V206H43ZM71 205V206H70ZM77 205H79V206H77ZM82 205V206H81ZM90 205H92V211L90 212V210H91V206ZM101 205H102V208H105L104 209V211L103 212H101ZM104 205H107L108 206V208H109V210H108V208H107V206H105L104 207ZM146 205V206H145ZM155 205H157V206H155ZM172 205V206H171ZM204 205H205V207H204ZM236 205V206H235ZM3 206V207H2ZM29 208H28V207ZM36 206H38V208L39 209H42V210H39L38 209V211H37V207ZM45 206H48V207H46L47 209H49L50 208V211L53 209V211H54V214H53V211H51L52 212V214L50 213V211H49V213L51 214V215H49V213H48V210H46L45 209ZM50 206V207H49ZM73 206H76V208H77V210H75L76 208L75 207H73ZM90 207V209H86V208H89ZM96 206H98V208H99V206H100V208H99V210L97 209V207ZM114 208H113V207ZM129 206V207H128ZM138 206V209L136 208ZM144 208H143V207ZM150 206H152V208L150 207ZM171 206V207H170ZM185 206H186V209L188 210L189 209V211H186L185 210ZM200 206H203L202 208L200 207ZM249 206L250 207H252L253 206V208L252 209H249ZM2 207V208H1ZM23 207V208H22ZM31 207V208H30ZM78 207H79V209H78ZM84 207H86V208H84ZM131 207V208H130ZM141 209H140V208ZM146 207V208H145ZM149 207V209L151 210V212H149L150 210L149 209H147ZM161 207V208H160ZM167 207V208H166ZM175 209H174V208ZM188 207H194V209L195 210H193V208L192 209H190V208H188ZM198 207H199V210H198ZM207 207L209 208V209H211L210 211L207 209ZM230 207H231V209H230ZM6 208V209H5ZM25 208V209H24ZM29 209V212H28V209ZM69 208H71L70 210H69ZM75 208V209H74ZM95 208V209H94ZM112 208V210L111 211H114V212H111L110 213V209ZM133 208V209H132ZM179 208V209H178ZM204 208V209H203ZM206 208V209H205ZM31 209V210H30ZM44 209H45V212H44ZM63 209V210H62ZM65 209V210H64ZM85 209V210H84ZM126 209L128 210V211H126ZM130 209V210H129ZM134 210L135 212H132V210ZM137 209V210H136ZM140 209V210H139ZM152 209H154V213H157V215H155V218H153L154 217V213H153V215H152V212H153V210ZM160 209V210H159ZM164 209V210H163ZM166 209V210H165ZM172 211H171V210ZM182 209H183V211L185 210V212H183L182 211ZM4 212H3V211ZM7 210L8 211H10V214H9V212H7ZM26 210V213L24 212ZM61 210H62V212H61ZM67 210H69V211H67ZM75 210V211H74ZM80 211V212H76V211ZM88 210V211H87ZM94 210V211H93ZM98 210V211H97ZM123 210V211H122ZM148 210V211H147ZM156 210H158V212L156 211ZM170 210V211H169ZM175 210V211H174ZM180 212V213H178V211ZM181 210V211H180ZM190 210H192V211H190ZM206 210V211H205ZM215 210V211H214ZM233 212H232V211ZM2 211V212H1ZM17 211V212H16ZM20 211V212H19ZM22 211L24 212V214H25V216L26 215H29L30 216V214H31V216L29 217H27V218H23V217H25V216H22L23 215V213H22ZM33 211V212H32ZM40 211V212H39ZM74 212L73 214L71 213V212ZM83 211V212H82ZM86 211V212H85ZM124 211H125V213H124ZM132 212V214H131V212ZM164 211V212H163ZM169 211V212H168ZM199 211V212H198ZM209 211V212H208ZM219 212V213H217V212ZM245 211V212H244ZM248 211V212H247ZM251 211V213H249ZM8 213V214H5V213ZM18 212H19V214L20 215H18ZM32 212V213H31ZM38 212H39V214H38ZM46 212L48 213V215H45L46 214ZM56 212L58 213L57 215H56ZM60 212V213H59ZM83 214H82V213ZM101 212V213H100ZM107 212H109V213H107ZM163 212V213H162ZM176 212V213H175ZM187 212V213H186ZM206 212V213H205ZM211 212V213H210ZM226 212H228L227 214H226ZM242 212H243V214L245 213V215H244V217H242ZM256 212V213H255ZM34 213V214H33ZM36 213H37V216H36ZM41 213V214H40ZM66 213H67V215H66ZM78 213V214H77ZM92 213V214H91ZM93 213H96V214H93ZM102 213H103V215H102ZM105 213V214H104ZM112 213H113V215H112ZM119 213V214H120ZM134 213H136L135 215V218L137 217V220L133 217L134 216ZM138 213H139V215H140V217L142 218H140L139 217V215H138ZM142 213H144V214H142ZM147 213H151V214H147ZM163 215H165V218H163L164 216H162V214ZM172 214V216H171V214ZM175 213V214H174ZM196 213L198 214V215H196ZM203 213H204V215H203ZM210 213V214H209ZM217 213V215H216V217L214 216L215 214ZM249 214V216H248V214ZM62 216H61V215ZM63 214H64V216H63ZM72 215L73 217H71L72 219L70 220L69 218V215ZM74 214H75V216H74ZM80 214V215H79ZM99 214V215H98ZM101 214V215H100ZM110 214V215H109ZM142 214V215H141ZM10 216V218H9V216ZM32 215H33V217H34V220H30L29 218H33L32 217ZM38 215H42V216H39V218L42 220H39V218H38ZM53 215V216H52ZM82 215V216H81ZM92 215H93V217H92ZM109 215V216H108ZM146 215H147V218L145 219V217H146ZM149 215V216H148ZM150 215H152V218H151V216ZM166 215H170L171 216V218L173 219V221L175 220V222H174V224H172V221H171V219L169 220L168 219V216H166ZM178 215H180V216H178ZM206 215V216H205ZM238 215V216H237ZM7 217V219H5L6 217ZM16 218H15V217ZM48 219H46L45 217ZM49 216V217H48ZM81 216V217H80ZM91 216V217H90ZM99 216V217H98ZM100 216H102V217H100ZM112 217V220H113V222H112V220H110V218ZM123 219L122 221H121V218ZM131 216V217H130ZM156 216H157V218H158V220H157V218H156ZM170 216H169V218H170ZM189 216V217H188ZM202 216H203V218H202ZM210 216V217H209ZM212 216V217H211ZM219 216V217H218ZM228 216H230V217H228ZM232 216V217H231ZM52 217V218H51ZM53 217L56 219V226H55V224H53V222L55 221V219H53ZM60 217L62 218V219H60ZM67 217V218H66ZM98 219H97V218ZM110 217V218H109ZM114 217V218H113ZM117 217V218H116ZM133 217V218H132ZM167 217V218H166ZM181 217V218H180ZM184 217H186L187 219H185ZM196 219H195V218ZM214 217H215V219H216V222H217V225H218V221L220 222L219 223V225H218V227H217V225H215L216 224V222H213L214 221ZM20 220H19V219ZM42 218H44V221H43V219ZM64 218H65V220H64ZM102 218V219H101ZM116 218V219H115ZM119 218V219H118ZM131 218V219H130ZM192 218V219H191ZM193 218H194V220H197V219H200V218H202V219H204V221L201 219V220H197L198 222L196 223V221H195V223H194V221H192L193 220ZM211 218V219H210ZM217 218H218V220H217ZM232 218V219H231ZM15 221V223H14V221ZM16 219H17V221H16ZM28 219V220H27ZM51 219V220H50ZM54 221H53V220ZM59 219V220H58ZM76 219H78L77 221H78V223H77V221H76ZM79 219H80V221H79ZM93 219V220H92ZM95 219V220H94ZM101 219V220H100ZM106 219V220H105ZM108 219H109V221L110 222H112V223H114L115 224V220L116 221H118V223L117 224H115L114 225V228H115V226H116V230L115 229H113V225H111V223L108 221ZM118 219V220H117ZM126 219H128V220H126ZM133 219V220H132ZM141 219V220H140ZM145 219V220H144ZM148 219H149V222H148ZM151 219V220H150ZM155 219L157 220V222L155 221ZM162 219V220H161ZM165 219H166V221H165ZM179 219V220H178ZM181 219V220H180ZM190 219V220H189ZM220 219V220H219ZM241 219H242V221H241ZM6 220H8V221H6ZM12 221V222H10V221ZM19 220V221H18ZM32 222H30V221ZM37 220H39V221H37ZM50 220V221H49ZM70 220V221H69ZM75 220V221H74ZM83 222H82V221ZM90 220V221H89ZM103 220V221H102ZM177 220H178V222H177ZM185 220H186V222H185ZM205 220H207L208 221V225H206L205 226V224L204 223H206L207 224V221L205 222ZM223 222H222V221ZM237 220V221H236ZM246 220V221H245ZM6 221V223L7 222H10L9 224L11 225V226H9V224L7 225L6 223H4V222ZM26 221H28V222H26ZM51 221H53V222H51ZM58 221V222H57ZM70 222L69 224L70 225H68V223L67 222ZM72 221V222H71ZM93 221H97V223H95V222H93L94 224L92 225V222ZM106 221V222H105ZM125 221H127V222H125ZM131 221V222H130ZM140 221H141V224H140ZM142 221H144L143 222V224H142ZM162 221V222H161ZM165 221V222H164ZM167 221H168V224L170 225L171 224V226L172 227H174V231H172V227L170 226L169 227V225L167 224ZM169 221H171V223H169ZM180 221V222H179ZM190 222V223H188V222ZM213 223H212V222ZM26 223L24 226H20L19 227V223H21V225L22 224H24V223ZM30 222V224H28ZM38 222H43V223H41V225H40V223H39V225H37L38 224ZM44 222L46 223V224H44ZM62 224H61V223ZM74 222V223H73ZM84 222H86V223H88L87 225H86V223H84ZM98 222H99V224L100 225H103V223H104V228H106V229H104L103 228V226H100L99 224H98ZM108 222V223H107ZM139 222V223H138ZM151 222V223H150ZM177 222V223H176ZM183 222H185V223H183ZM47 223H49V224H47ZM52 223V225L53 226H50V224ZM67 223V224H66ZM72 223V224H71ZM76 223V224H75ZM129 224V225H127V224ZM131 223H132V225L133 226H135L136 224H139V226H135V228H133V226L131 225ZM135 223V224H134ZM149 223V224H148ZM159 223V224H158ZM168 225H166V224ZM180 223H183V224H180ZM191 223H193V224H191ZM199 223V224H198ZM209 223L211 224V225H209ZM234 223V224H233ZM238 223H240V224H238ZM242 223V224H241ZM5 224V225H4ZM14 224H15V226H14ZM34 224V225H33ZM43 224V225H42ZM58 224V225H57ZM79 224H80V226H79ZM81 224H83L82 226H81ZM108 224H109V226L111 225V227H112V229H113V231H112V229L108 226ZM120 224H123L124 226H125V228H124V226L123 225H121V227H122V229L119 227L120 226ZM145 224H146V226H145ZM150 224H152V225H150ZM165 225L166 227H164L163 225ZM186 224V225H185ZM202 224H204V227L202 226ZM17 225V226H16ZM27 225V226H26ZM32 225V226H31ZM36 225H37V227L39 226H42V227H38V229L36 228ZM50 226V229L49 228H45V227H47V226ZM73 225V226H72ZM90 225V226H89ZM98 225V226H97ZM107 225V226H106ZM131 225V226H130ZM144 227H143V226ZM149 225V226H148ZM156 226V227H153V226ZM179 225V226H178ZM181 225H183V226H181ZM193 225V226H192ZM202 227H201V226ZM224 227H223V226ZM7 226H8V228H7ZM14 226V227H13ZM30 226V227H29ZM33 226H35L33 229H36L35 230V233H34V235L33 236H35V239L37 240V242H36V240L35 239H32L33 238V236L31 235V232H29L31 229L30 228H32ZM45 226V227H44ZM58 226V227H57ZM75 226H76V228H75ZM77 226L79 227V228H81V229H79V228H77ZM92 226V227H91ZM96 226V227H95ZM128 226L130 227L129 228V231H128ZM188 226L189 227H192V228H188ZM199 226V227H198ZM216 226V227H215ZM219 226H221V227H219ZM3 227H5L4 228V230H2V228ZM12 227V228H11ZM22 227V228H21ZM23 227H28L27 228V230H25V228H23ZM86 227H88V229H89V231H87L88 229L86 228ZM90 227V228H89ZM94 227V228H93ZM147 227V231H146V229H144V228H146ZM148 227H150V230H152L153 228V230L150 232L149 231V228ZM159 227V228H158ZM177 227L179 228V229H177ZM181 227V228H180ZM185 229H183V228ZM205 227H206V229H205ZM214 227V228H213ZM16 228V229H15ZM42 228V229H41ZM60 230H59V229ZM75 228V229H74ZM87 229V230H84V229ZM91 228H93V229H91ZM97 228V229H96ZM121 229L122 230V232L119 230V229ZM126 228H127V231H126ZM131 228H132V230H131ZM140 230H139V229ZM144 229V230H142V229ZM156 228V229H155ZM163 228V229H162ZM164 228H166V229H164ZM175 228H176V230H175ZM194 228H196L195 229V231H193V229ZM199 228H200V230H199ZM201 228H203V229H201ZM208 228H211L212 229V231H211V229H209V233L207 234V236L205 235V232L206 231H208ZM6 229H9L8 230V232H7V230ZM10 229H12V230H10ZM29 229V230H28ZM44 229V230H43ZM51 229H52V232H51ZM56 229V230H55ZM64 229H65V231H64ZM79 229V230H78ZM83 229V230H82ZM95 229V232H96V234H94L95 232L93 231ZM110 229V231L108 232V230ZM137 231H136V230ZM170 229V230H169ZM181 229V230H180ZM186 229H187V231H189V229H190V231L189 232H187L186 231ZM198 229V230H197ZM215 229V230H214ZM219 229V230H218ZM221 229V230H220ZM232 229V230H231ZM251 229V230H250ZM25 231V232H23V231ZM41 230H43V231H45V235H43V232L41 231ZM50 231L49 232V234H48V232H46V231ZM54 230V231H53ZM59 230V231H58ZM63 230V231H62ZM72 232H71V231ZM74 230H76V232L74 231ZM81 230V231H80ZM90 230H92L91 232H90ZM97 230V231H96ZM102 230H103V232H102ZM114 230L116 231V232H114ZM120 231L119 233H117L118 231ZM159 230H161V231H159ZM180 230V231H179ZM203 230H206V231H204V233H203ZM225 230V231H224ZM11 231V232H10ZM16 231V232H15ZM27 231H28V233H27ZM39 231V232H38ZM56 231V232H55ZM58 231V232H57ZM63 233H62V232ZM70 233V236L68 235V232ZM87 231V232H86ZM132 231V232H131ZM135 231V232H134ZM141 233H140V232ZM142 231H143V233H142ZM154 231V232H153ZM158 231V232H157ZM201 231V232H200ZM211 231V232H210ZM219 231V233H217ZM221 231H222V233H221ZM227 231V232H226ZM13 232H15V234L13 233ZM37 232V233H36ZM53 232L54 233H56V235L55 234H53ZM75 232V233H74ZM83 232H85V235H86V238H85V235H84V233ZM107 232V233H106ZM124 232H125V234H124ZM127 232V233H126ZM138 232V233H137ZM147 232V233H146ZM166 234V235H168L169 234V238L168 237H166V235L165 236H163L164 235V233ZM169 232V233H168ZM170 232H171V234H170ZM176 232V233H175ZM185 232V233H184ZM198 232H200L199 234H198ZM224 232H226V233H224ZM17 233H18V235H19V237L21 236V238H20V240H22V238H24V237H30V239H32V240H30L29 238H27V239H29V240H27V241H25L26 240V238H24V240H22V242L19 240V238H18V235H17ZM20 233V234H19ZM39 233V234H38ZM41 233V234H40ZM52 235H51V234ZM66 233V235L67 236H69V238L71 239V241H70V239L67 237L66 238V236L64 235ZM80 233H82V234H80ZM100 233H101V235H100ZM105 233V234H104ZM112 233L114 234V235H116V236H113L112 235ZM115 233H117V234H115ZM122 233V234H121ZM128 233L130 234L131 233V236H129L128 235ZM135 233V234H134ZM182 233L185 235H183L184 237H186V238H184L183 236H181L182 235ZM187 233V234H186ZM196 233H197V235H196ZM211 233V234H210ZM217 233V234H216ZM227 233H228V235L229 236H227ZM231 233V234H230ZM237 233V234H236ZM250 233V234H249ZM6 234V236H7V234L9 235V237L11 236L12 237V235H13V240H12V238L10 237H4V235ZM25 234V235H24ZM29 234V235H28ZM48 234V235H47ZM61 234H62V236H61ZM80 234V235H79ZM87 234H88V236H90V237H88L87 236ZM90 234H93V237H95V236H97L96 238H94L93 239V237H92V235H90ZM111 234V237L109 236V235ZM122 236H124L125 235V237H122ZM133 234V235H132ZM146 234V235H145ZM149 235V237L152 239H157L156 241H154L153 239V242H152V240L150 239V238H147L148 237V235ZM159 234V235H158ZM181 234V235H180ZM192 235V237H191V235ZM202 234H204V235H202ZM211 236H210V235ZM212 234H214L213 236H212ZM220 234H222V235H220ZM224 234V235H223ZM226 234V235H225ZM24 235V236H23ZM37 235H38V237L40 238V239H42V238H44V239H42V241L43 240H45L43 243H41L40 241V239L38 238L37 239ZM54 235L56 236V237H54ZM71 235H73V236H71ZM78 235V236H77ZM81 235H84V236H81ZM109 237H108V236ZM141 237H140V236ZM151 235H153V237L151 236ZM156 235V236H155ZM175 235H177V237L175 236ZM198 235H201L200 236V238L198 237ZM219 235V236H218ZM233 235V236H232ZM236 235H237V237H236ZM239 235H240V237H239ZM31 236H32V238H31ZM41 236H47L46 237V239H45V237H41ZM51 236H53V237H51ZM59 236V240L61 239V241H59L58 240V242L56 241L55 242V239L57 238ZM63 236H65L64 238H66L67 239V244L68 245H66V241H65V239L63 238ZM80 236V237H79ZM101 236H102V238H103V240L104 241H108L107 243L106 242H104V241H102V239H101ZM108 237V239H107V237ZM147 236V237H146ZM181 236V237H180ZM189 236H190V238H191V241L193 240V243L194 244H196L197 243V245H194V244H192V242L190 241V238H189ZM194 236V237H193ZM205 236V237H204ZM218 236V237H217ZM220 236H221V238H223V241H221L222 239L220 238ZM226 237V239H224V237ZM235 236V237H234ZM15 237V238H14ZM61 237V238H60ZM72 237V238H71ZM74 237V238H73ZM81 237H83V238H81ZM114 238V241H113V238ZM120 237V238H119ZM122 237V238H121ZM130 237H132L131 239H130ZM140 237V238H139ZM143 237H145V239L143 238ZM154 237H156V238H154ZM171 237V238H170ZM179 237H180V239H179ZM187 237H188V239H187ZM199 239H202V240H200V241H198V238ZM207 237V238H206ZM215 237V238H214ZM5 238V239H4ZM63 238V239H62ZM79 238V239H78ZM88 238V239H87ZM106 238V239H105ZM122 239L121 241H119V240H116V239ZM123 238H125V240L123 241ZM177 238V239H176ZM209 238H211V239H209ZM15 239H17L16 241H15ZM48 239V240H47ZM52 239H54V240H52ZM73 239V240H72ZM80 239H82V240H80ZM85 239L88 241H85ZM90 239V240H89ZM96 239H98L97 240V242H95V243H97V245H96V247H95V243L93 244L92 242L93 241H96ZM112 241H111V240ZM135 239V240H134ZM139 239V240H138ZM142 239V240H141ZM160 239V240H159ZM165 239V241H163ZM169 239H172L171 241H173V242H171ZM184 239V240H183ZM187 239V240H186ZM203 239H205V240H203ZM208 239V240H207ZM215 239V240H214ZM235 239H236V241H235ZM57 240V239H56ZM100 240L102 241V242H104V245H100V243L102 244V242H100ZM116 240V241H115ZM127 240V241H126ZM130 240V241H129ZM132 240V241H131ZM140 240L142 241V242H140ZM147 240V241H146ZM151 242H150V241ZM166 240H167V242H166ZM186 240V241H185ZM197 240V241H196ZM212 240V241H211ZM227 240V244L225 243V241ZM230 241V244H228L229 243V241ZM234 240V241H233ZM238 240V241H237ZM240 240V241H239ZM14 241V242H13ZM19 241V242H18ZM26 243H25V242ZM29 241V243H27ZM34 243H33V242ZM50 241H52V242H50ZM82 241V242H81ZM84 241H85V243H84ZM100 243H99V242ZM110 241V242H109ZM143 241H144V243L146 244V246H145V244L143 243ZM160 241V242H159ZM170 241V242H169ZM176 241V242H175ZM178 241H179V243H178ZM209 241L210 242H212V243H209ZM220 241H221V243H220ZM3 243V245L5 246V248H4V246L2 245V243ZM9 242H10V244H9ZM69 242H70V244H69ZM89 242H91V243H89ZM127 242V244H128V246H127V244H125ZM134 242H137V243H135L134 244ZM148 242V243H147ZM149 242H150V245H149ZM168 242H169V244H168ZM180 242H181V244H180ZM187 242V243H186ZM189 242V243H188ZM198 242H199V244H198ZM204 242H205V244H204ZM208 244H207V243ZM217 242V243H216ZM238 243V245H237V243ZM12 243V244H11ZM19 243V244H18ZM22 243V244H21ZM37 243H39V245H40V243L42 244V246H46V245H48L49 246V244H50V246L48 247V246H46V247H48L47 249L48 250H46V247H44V250H42V246L39 248V245H37ZM47 243V244H46ZM49 243V244H48ZM51 243H54V246H52L51 245ZM62 243H63V245H62ZM76 243H78V244H76ZM87 243V244H86ZM108 243H109V249L110 250H108V246H105L106 244L108 245ZM115 243H118V245L117 244H115ZM121 245H120V244ZM130 243L132 244L131 246H130ZM152 243V244H151ZM155 243H156V245H155ZM158 243H159V248L157 247L158 246ZM163 243V245H161ZM164 243H166L167 244V247H166V244L164 245ZM174 245H173V244ZM176 243V244H175ZM182 243H184V244H188V245H184L183 246V244ZM223 243V246L221 245ZM235 243H236V245H237V248H236V245H235ZM252 245H251V244ZM7 244V245H6ZM14 244V245H13ZM17 244V245H16ZM24 244L26 245V248L24 247ZM32 244H33V246L36 244V247L34 246H32ZM65 244V245H64ZM73 246H72V245ZM88 244H90V245H92V247H95V248H93L92 249V247L90 246V245H88ZM111 244V245H110ZM125 244V245H124ZM142 244H144L143 245V247H142ZM171 244H172V248H171ZM201 244V245H200ZM203 244L205 245V247H203ZM216 244V245H215ZM227 245V246H224V245ZM12 245L14 246V248L12 247ZM22 247H21V246ZM31 246V247H27V246ZM57 245V246H56ZM59 245H61L60 246V248H59ZM77 245V246H76ZM81 245V246H80ZM82 245H85L86 246V248H84L85 246H82ZM99 245V246H98ZM117 245V246H116ZM120 245V246H119ZM138 245H139V247H138ZM152 245H154L153 246V248H152ZM178 246V247H176V246ZM180 245H182V246H180ZM208 245H212V247L210 248V246H208ZM233 245H235V246H233ZM254 245V246H253ZM11 246V248H10V250H9V247ZM69 246V247H68ZM70 246H72V247H70ZM102 247V250L100 249L101 247ZM113 246H116V248H114ZM126 247L125 249H124V247ZM130 246V247H129ZM132 246H135V247H132ZM163 246H164V248H163ZM169 246V247H168ZM188 246V247H187ZM191 246H194V248H191ZM198 246H200V247H198ZM216 246L218 247V248H216ZM219 246H222V248L221 247H219ZM35 249H33V248ZM53 247L55 248V250H56V247L60 250L59 251V253H58V249L56 250V251H54V249H53ZM87 247H90V248H88L87 249ZM98 247H99V249H98ZM105 249H104V248ZM107 247V248H106ZM137 247V248H136ZM146 247V248H145ZM154 247L156 248V250L154 249ZM162 247V248H161ZM207 247V248H206ZM230 247V248H229ZM25 249V255L26 256H24L23 258H22V255H24V253H23V251L24 250H22V249ZM29 248H30V251L29 252H31V250L33 251V252H31V254L28 252V250H29ZM32 248V249H31ZM38 248H39V251H38ZM64 248V249H63ZM79 248V249H78ZM82 248V250L80 251V249ZM122 248V249H121ZM139 248V249H138ZM140 248L143 250V253H142V251L140 250ZM152 248V249H151ZM161 248V250H159ZM174 248V249H173ZM214 250L213 252L214 253H212V252H210L211 250ZM213 248V249H212ZM228 248V249H227ZM231 248L232 249H234V251L233 250H231ZM251 248V249H250ZM255 248V249H254ZM4 249L5 250H8V251H4ZM52 249H53V253H51L52 252ZM68 249H70V250H72V251H70V250H68ZM78 249V250H77ZM86 249V250H85ZM89 249H90V252H89ZM91 249H92V251H91ZM107 249V250H106ZM130 249V250H129ZM133 249H135V251L133 250ZM145 249V250H144ZM146 249L148 250V251H146ZM170 249V250H169ZM173 249V250H172ZM177 249V250H176ZM179 249V250H178ZM195 249V251H193V250ZM203 249V250H202ZM209 249V251H205V250H208ZM221 249H223V250H221ZM238 249H239V251H240V249H241V251L242 252H239L238 251ZM14 250V251H13ZM21 251V253H20V251ZM38 251V253L40 254V251H43V254H42V252H41V257L38 255V254H36V252ZM51 250V251H50ZM85 250V251H84ZM95 250H96V254L94 253L95 252ZM97 250H100V251H97ZM119 250V251H118ZM124 252H123V251ZM133 252H132V251ZM139 250L141 251V253L143 254V255H141V253L139 252ZM152 250V251H151ZM169 250V251H168ZM172 250V251H171ZM183 250V251H182ZM186 250V251H185ZM191 250V251H190ZM203 252H201V251ZM218 252H217V251ZM225 250V251H224ZM258 250V251H257ZM2 251V252H1ZM4 251V252H3ZM10 251V253L8 254V252ZM20 253H18V252ZM35 251V252H34ZM50 251V252H49ZM62 251V252H61ZM63 251H65L66 253H67V256H66V254H65V252H63ZM69 251V252H68ZM102 251V252H101ZM104 251V252H103ZM107 251L110 253H107ZM156 251V252H155ZM159 251H160V253H159ZM163 251V252H162ZM171 251V252H170ZM180 251V252H179ZM182 251V252H181ZM185 251V252H184ZM229 251V252H228ZM5 252H6V254H8L7 256H6V254H5ZM14 252H16V253H14ZM57 253V255H59V256H57L56 255V258H55V254ZM81 253V258L79 257L78 258V254H80ZM87 252V253H86ZM92 252V253H91ZM129 252V253H128ZM134 252H135V254H134ZM145 252V253H144ZM146 252H147V254H146ZM152 252H155V253H152ZM184 252V253H183ZM187 252V253H186ZM193 252H194V254H193ZM199 252H201V253H199ZM204 252H205V254H204ZM217 252V253H216ZM221 252H223L222 253V255H221ZM233 252V253H232ZM17 253H18V255H17ZM23 253V254H22ZM27 253H29V255L27 254ZM46 253V254H45ZM49 253V254H48ZM60 253H62V254H60ZM71 255H69V254ZM76 253H77V255H76ZM93 253H94V255H93ZM102 254V255H97V254ZM138 255H137V254ZM151 253V254H150ZM158 253V254H157ZM167 255H166V254ZM172 253V254H171ZM180 253V254H179ZM188 253H190V254H188ZM191 253L193 254L192 256H196L197 258H195L194 259V257L192 258V257H190L191 256ZM226 253H228L229 255H230V253H232L231 254V256H229L228 254H226ZM236 253V254H235ZM240 253H241V255H240ZM46 255V257H45V255ZM50 254L52 255V257L50 256ZM54 254V255H53ZM73 254V255H72ZM109 254V255H108ZM112 254V255H111ZM133 254V255H132ZM157 256H156V255ZM161 254H163V255H161ZM171 254V255H170ZM177 254V255H176ZM214 254H215V256H214ZM225 254V255H224ZM240 255V257H239V255ZM21 255V256H20ZM32 255V256H31ZM38 256L36 259H35V257L34 256ZM44 255V256H43ZM48 255V256H47ZM74 255H76V258H75V256ZM85 255V256H84ZM92 255V256H91ZM106 255V256H105ZM152 255V256H151ZM153 255H155L154 257H153ZM159 255V256H158ZM175 257H174V256ZM181 255V256H180ZM186 255H188V257H189V259H191V261L188 259V257L186 256ZM198 255H200V256H198ZM204 255V260H203V258H202V256ZM208 255V256H207ZM213 256V260H212V256ZM219 255V256H218ZM235 255H236V257H235ZM260 255H261V257H260ZM31 256V257H30ZM50 256V257H49ZM65 257V261H64V257ZM68 256H70V257H68ZM89 256V257H88ZM90 256H91V258H93L92 259V261L93 262H91V259H90ZM94 256V257H93ZM102 256H105V258H103ZM112 256V257H111ZM124 256H126L125 258V260H124ZM129 256V257H128ZM138 256V257H137ZM146 256V257H145ZM148 256V257H147ZM167 256V257H166ZM186 256V257H185ZM227 256V259L225 258ZM229 256V257H228ZM232 256H233V258H232ZM17 257V258H16ZM26 257V258H25ZM27 257H29V260L32 258V260H28L27 259ZM33 257H34V260H33ZM47 257H49V259L47 258ZM57 257H59V258H57ZM60 257H62L61 259H60ZM67 257V258H66ZM95 257L96 258H98V259H96L95 260ZM102 257V258H101ZM131 257H134V258H131ZM140 257V259H138ZM143 257H144V259H143ZM157 257H158V259H157ZM178 257V258H177ZM185 257V258H184ZM199 257V258H198ZM13 258H14V260H13ZM22 258V259H21ZM40 259V261H42V262H39V259ZM42 258V259H41ZM69 258H70V260H69ZM74 258V259H73ZM101 258V259H100ZM119 258V259H118ZM146 258H147V260H146ZM164 258V259H163ZM165 258H166V260H165ZM172 258V259H171ZM174 258V259H173ZM177 258V259H176ZM208 258V259H207ZM209 258H210V260H209ZM214 258H216V260L214 261ZM218 258V259H217ZM224 258V259H223ZM229 258V259H228ZM237 258L239 259V260H237ZM15 259H17V260H15ZM38 259V260H37ZM43 259H48V261L46 260V261H44ZM56 259V260H55ZM59 259H60V261H59ZM63 259V260H62ZM67 259L69 260V261H67ZM71 259H73V261H79V262H76V263H74L73 261L71 262ZM80 259V260H79ZM82 259V260H81ZM90 259V260H89ZM99 259H100V262H99ZM103 259H105V260H103ZM110 261H109V260ZM117 259V260H116ZM120 259L122 260V261H120ZM135 259V260H134ZM137 259V260H136ZM157 259V260H156ZM187 260V261H189V262H187V261H183V260ZM202 259V260H201ZM222 260V261H220V260ZM225 259H226V262H224L225 261ZM231 259H233V261L231 260ZM20 260H22V261H24V260H27V261H24V262H20ZM36 260H37V262H36ZM104 261V263H103V261ZM123 260H124V262H123ZM134 260V261H133ZM141 260H144V261H141ZM160 260V261H159ZM179 260H180V262H179ZM207 260L209 261V262H207ZM16 261V262H15ZM29 261V262H28ZM34 261V262H33ZM63 261V262H62ZM106 261V262H105ZM109 261V262H108ZM119 261V262H118ZM133 261V263H131ZM137 261L139 262V263H137ZM141 261V262H140ZM153 261H156L155 263L153 262ZM157 261H159V262H157ZM162 261V262H161ZM166 261V262H165ZM177 261V262H176ZM183 261V262H182ZM197 261V263L196 264H199V262ZM203 261V262H202ZM214 261V262H213ZM46 262V263H45ZM110 262V264H113V263H111ZM168 262V263H167ZM185 262V263H184ZM231 262V263H230ZM106 263V264H107Z\"/></svg>",
  "mask_w": 264,
  "mask_h": 264
}]
</instances>
